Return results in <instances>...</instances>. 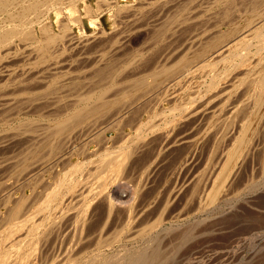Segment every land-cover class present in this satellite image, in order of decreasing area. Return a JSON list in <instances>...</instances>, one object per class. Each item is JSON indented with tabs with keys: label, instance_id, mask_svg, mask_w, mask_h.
Masks as SVG:
<instances>
[{
	"label": "rangeland",
	"instance_id": "rangeland-1",
	"mask_svg": "<svg viewBox=\"0 0 264 264\" xmlns=\"http://www.w3.org/2000/svg\"><path fill=\"white\" fill-rule=\"evenodd\" d=\"M98 0H87V4H89L91 7H94V9L97 7V6H99L98 4H99V1L97 2ZM113 1H116V2H114L113 3ZM149 1H152V3L151 2H148V0H112V2H111V0H110V2L111 3H108V5L105 3V6H107V8L109 9V11H111V12H109L108 11V9L107 8H105V6H104V8H103V10L101 11V13H100V22H101V26H102V28H103V31H106V32H108L109 34H110V32L112 31L111 29L113 28V26H116L117 25V27L118 28H120V32L122 31L123 32V30H124V33H121V35L120 36H122V34H125L126 36H127V38L128 39H124V37H126L125 35L122 37L123 39H119L120 38V36H119V44H120V49H121V53H119V51H117V49L119 50V45L117 44V41H116V43L115 44H113V43H111L110 42V44L109 43H105V44H103V45H101V47L100 46H98V47H100V49H101V51L103 50V47H105L106 46V44L108 45V46H106L105 48H104V53H103V51L102 52H100V49L98 48H96L97 50H99V51H97L94 47H92V45H89V46H86L87 48L85 49V48H82V49H79V48H75L74 47V41H75V39H77V38H79V40H81V39H84V38H80L82 35L84 36H89V37H92L93 35H96V29L94 28V26H92L90 23H89V20H88V18L86 17L87 16V12H84L83 10H81V12H80V14L82 15V19H81V21H82V26H83V32L82 33H80L79 31H77L78 29L76 28V26L74 25L73 26V37L75 38L74 40L72 39L71 40V42H73V45L71 44V42L70 43H68L67 41H70V38H68L67 37V40L65 39V38H63V40H61V41H63L62 43H61V46H62V44H63V47H64V49L63 48H61V46H60V44H55V45H53L52 47H51V49L49 50V52H51V56H50V58H48V59H46V60H44L43 62H41V63H36L35 62V60H34V58H36V53H34V50L33 49H30L31 47H32V45H29V43H25L24 41L23 42H21V40L19 41V39H16V40H14L13 42H11L10 44H8L7 46H5V47H3V49L2 50H0L1 51V53L3 54H1L0 55V107H3V106H5L8 102L10 103V100H11V102H13V103H11L10 105H9V111L8 112H6L3 116H2V120L0 121V133L1 132H3V136H1L2 137V141L4 140L5 142H3V143H5L6 145H7V143L10 141V143H8L9 145H5L4 144V146H3V143L2 144H0V158H1V156L2 157H4V159L6 160H4L3 158L0 160V164H1V162H2V160H4V162H2V164L3 163H5V162H7V164L5 163L4 164V169H3V172L5 171V168L6 167H8V166H10V167H12V164H13V169H15L14 171H12L11 170V168L9 169L13 174H11V172L8 170V168H6L9 172H7V173H3V172H1V174L2 175H0V182H1V185L2 186H5V185H7V186H9V188H10V190L12 189V187H14V186H16V185H18V186H16V187H14L15 188V191H14V189H12L11 191H12V193L14 192V194L15 195H17V193L19 194V192H20V190H24L25 191V193L26 194H28V201L26 202V204H25V206H27L28 205V207L30 206V205H33L34 203L35 204H37V203H39V201H37V199L39 198V200H41V196L43 195V190L47 187V186H49L51 183H53L54 181H55V178H58V176H59V178L61 177V176H63V171L66 169V165H68L69 163L70 164H72V163H76V162H78V161H80V162H82V163H84V164H82V166L79 168V172L77 171L76 173H73L72 175V178H76L77 179V177H81V178H79L80 180H78L79 182H78V184H81V185H79L78 186V184H77V189H76V191L75 192H73V193H76V194H74V195H76V196H74L73 195V193H72V195L70 194V193H65L64 195H61V197H59V198H57L55 201H53L49 206H47V211L46 212H39L38 210H34V211H36V212H33L32 213V215H31V217L36 221V222H40V221H44L43 222V224L45 225V226H47V222L48 221H46V220H44L45 218H43V216L45 215V216H48V215H52L53 217L55 216L56 217V219H58L59 218V216H63V215H65V216H67L66 217V219L68 220V223H67V228L64 230V229H62L61 230V232L60 231H57V232H59V233H57L56 234V230L54 231V229H57V227H55V226H53L52 227V231L53 232H55V234L53 235V236H50V235H52V233L53 232H51V234L50 235H48V237H47V239H48V242H49V244H51L52 242L51 241H53V246H52V244H51V246L52 247H54V250L56 249V246L58 245V247H59V245L61 246V248L60 249H57V252H56V250L55 251H53V254L56 256H58V254L60 253V255L59 256H61L62 255V252L65 250V247H66V249H69V248H67L68 247V245H69V247H71L72 246V244L74 245H76V243H77V239L78 238H82V236L84 237V236H89L90 237V240H92L91 242H92V244H90V246H89V248H88V250L86 251V256H84L85 254H83L82 256H83V258L82 257H80L81 259H79V263L77 262V264H83V263H85V264H87V263H89L90 262V260H94V257L100 252L101 253V255L103 256V257H106V258H108V260L111 258L112 259V257H114L115 259H113V260H115L114 262H117L116 260L117 259H124L123 260V263L124 264H126V263H128V261H129V259L131 258L132 260H134L135 259V257H137V260H142L143 261V264H264V139H262V141H261V139L259 140L260 141V146L258 145V142L256 143V138L259 136V138H260V135L259 134H256V137L254 136V138H255V140H254V143L253 144H257V145H251V146H249V153H247L248 154V156L246 157V159L247 160H245V170H244V172H243V170H242V176L244 177H242V176H240V174L238 175L239 177V179L238 180H236V181H238L237 183H234L230 188H229V192L227 193L226 192V194H225V197H224V194H222V195H220V197L214 202V203H212L211 205H207V206H202L201 208L199 207V208H193L194 206L193 205H196L197 206V202H194V200H191L190 202H188L187 204L188 205H186L187 207H185L186 209H184V207H182V204L181 203H178V201L176 202V200L175 201H173L172 202V204H171V202H167V203H169V205L167 204V203H165V201L166 200H164L166 197L164 196V195H162V194H164V190L167 188V187H163V185H164V183H165V181H167L168 179L170 180H172V178H170L171 176V172H172V170L174 169V163H171L172 162V160L174 161V157L176 156V155H178L179 153H178V151L180 150L179 149V147H175V146H172L173 144H171L172 143V141L173 140H175V139H179L177 136H176V134H178V132L180 131V128H181V131H180V133H179V135H180V137H182V138H180V139H183V138H185L186 137V129H187V127H186V129L184 130V126H186L185 125V122H182V124H181V122L178 124V126H176L177 124H175L174 126L172 125L170 128H169V126H168V124H167V119H169L168 117L166 118V119H164V121H165V127H168V128H166V130H169V132L167 133L166 131H165V133L167 134L165 137H161L160 136V138L162 139H159V137H158V139L160 140V142H161V144H163V145H161L160 143V145H161V147L163 146H165L164 144H166V147H164V149H162L161 148V150H159L160 152L158 153V151H157V149H156V147H157V145H159V144H157L155 141L153 142V140L151 141L152 143H154L155 144V146L153 145V144H151V143H149V146L150 147H155L154 149V151H146V149H145V152H144V150H142L141 152H140V150H138V152H137V156H138V158H137V156H135V164L133 163L132 164V170H130L131 171V174H134L135 172H133V171H135L137 168L139 169V174H138V171H137V173H135L134 174V176L136 175V177H138V178H136V177H133V175L131 176V177H133V181L131 182V180H129V183H128V185H131V183L133 184H135V183H138L139 182V184L140 183H145V181H149V180H151V182L149 181H147L146 182V184L148 183L149 185L148 186H146V187H148V189H146V187H144L143 188V190H144V192L142 193L141 191H140V189H142V187L141 186H143V184H140V186H138L139 187V191L141 192V193H138L137 195H136V198H134V200H135V202H134V200H133V203H132V206H134V207H132L133 209H129L130 210V212H126L124 209H121L122 211H121V213H120V216L122 215V218L119 216V221H118V223H117V225L115 226V229H112V230H110L109 232H108V234L106 233L105 235L104 234H102V237H101V239H100V241H99V243H96V239L98 238V235L96 234L97 233V230H90V228L89 229H87V228H85V229H83V231L82 232H80L81 231V229H80V227H79V229H77V227H74L75 225H73V223L74 224H77V223H75V221H74V219H75V216L78 214V212H79V207H80V199L81 198H83V196L84 195H86V191H87V193H88V185H87V183L84 181V179H85V177H86V172L88 173L90 170H91V168H92V163H88V159L89 158H93V156H94V154L96 153V152H98V150L96 151V148H97V146L100 144H102L103 143V140H102V142L100 141V138L99 139H97L96 141H94V139H92L91 137H89L88 135H90V134H87V131L90 129V128H92V127H88V126H91V124H92V121H91V119L93 120V118H91L89 121H88V123H87V121H86V123H87V126H86V128H89L88 130H84V136L83 135H80V136H78V138H74V139H72V140H74V141H70L71 142V146H72V148L74 149V151H73V153L70 155V157H69V161H66L65 163H58V165L56 164H52L51 165V162H50V159L51 158H49L48 156H47V154H48V152H49V149H48V147H45V146H43L42 144H44L43 142L44 141H46V139L48 138V136H49V131H50V129L49 128H51L52 127V125H53V123L56 121V119L58 118V113H59V110H60V108L62 107V108H64V109H62V110H60V112L61 111H64L65 110V108L67 109H70V108H72V106L73 105H79L80 103H78V102H80L79 100H78V95L81 93L82 95H85V93L87 92L88 93V91L90 92V90L91 89H93V90H91V92L92 91H94V92H96L97 91V93L99 94V92L100 91H102L101 89H103V91L100 93V94H103V92H104V95H106V96H110V95H113L114 94V89H116L117 90V88H118V90H122V89H125V88H128V87H131V85L133 86V84L132 83H134L135 84V82H137V80L138 81H140L141 79H143V78H147V79H150V75H152V73H154V72H156L157 70H161V69H163V68H165L164 67V65L167 67V66H169V65H167V64H169V62H171L170 64H172V60H170V59H172L173 58V56L174 57H177V56H175V55H178V54H180V55H178V57L177 58H174L173 59V61L175 62L181 55H184V54H186V52L187 51H185V52H182L181 53V51H184L185 50V46H186V43L185 42H187L188 40L187 39H189L190 37H192V33L194 32V35H195V33H199V36H200V38H202V39H205V40H207V38H212V36H213V32L215 33L216 32V30H218L219 29V31L220 30H222V31H220V33H223L225 36L227 35V36H230V33H233L232 32V30H235V28H237V30L239 29L240 31V35L238 34V36L236 37V39L234 38V40H232L230 43H228L227 44V46H229L230 45V47L227 49V50H225L224 52L225 53H223V54H221V55H218V57H213L212 58V55L211 56H207L208 57V59H206V60H208V61H210V63H213V61H214V67H217L218 68V71H222V72H224L225 71V66H228L229 64H234V67H233V70L231 71V73H236V74H238L239 76H241V77H243V81L241 82L242 83V85L240 86V88H239V86H238V90L239 91H237V90H235V91H237L238 92V94H237V92H236V94H237V96H236V94H234L235 96H236V100H237V104H238V107H239V110L241 111L242 110V112L244 111V109L246 108L245 107V104H243V103H241V100H243V98L241 97H239V94H240V96H241V94L242 93H244V91L243 90H245L246 89V87H245V85L249 82L248 81V78H249V80L250 79H252V77L255 75V73H254V71L256 72V67H257V65H258V62H259V60H260V58H259V60L257 59L258 57L257 56H259V54H258V48H256L257 47V45H258V41L257 40H253V42H252V44L249 46V47H246L245 46V44H246V42H248L249 40V38H250V40L253 38V36H252V34H251V32L253 33L254 31H255V29L257 28V29H260L259 31H264V15H262L261 16V18L258 20V19H256V20H250V22L248 23V24H246L247 22H248V19L250 18V7L252 8L253 6H255V7H257L258 8V6H259V8H263L264 7V0H234L233 1V3H232V0H177V2L175 1V0H149ZM173 1V2H172ZM175 1V2H174ZM179 1V2H178ZM262 1V2H261ZM95 2H97L98 4H94ZM101 2V1H100ZM239 2V3H238ZM257 2V3H256ZM260 2V3H259ZM102 4H100V6H102L103 7V5H104V2H101ZM114 5H113V4ZM117 3V4H116ZM139 3V4H138ZM149 3V4H148ZM174 3V4H173ZM200 3V4H199ZM235 4V6L237 7H235L234 5H231V4ZM237 3H238V5H237ZM262 3V4H261ZM109 4H110V7H109ZM112 4V5H111ZM126 4V5H125ZM134 4V5H133ZM230 4V5H229ZM250 4H253V5H250ZM81 6V4H79L78 3V6ZM97 5V6H96ZM119 6H122L121 8H119ZM151 6V7H150ZM180 6V7H179ZM183 6V7H182ZM232 6V7H231ZM67 5H65L63 8H62V13H63V16L61 17V15H60V17L58 18V20H57V23H55V20H54V18H53V14L50 12V13H48L47 15H46V17L45 18H43V22L45 21V19H46V21L48 20V22L50 23L49 25V28L53 31V32H55V33H57V31H60V29H61V23L60 22H58V21H62V19L65 21V19H69L70 17H69V14H68V12H66L67 11ZM150 7V8H149ZM169 9L170 11L169 12H166V14H165V16H162V18L160 19V17H159V20H158V16H156L157 14V12L159 11L158 9ZM163 7H165V8H163ZM221 7V8H220ZM114 8V9H113ZM232 8V9H231ZM112 9V10H111ZM116 9H119V10H116ZM120 9L122 10V11H120ZM124 9H125V11H124ZM147 9H149V10H147ZM156 9V10H155ZM180 9V10H179ZM218 9V10H217ZM228 9V10H227ZM238 9V10H237ZM249 9V10H248ZM115 10V11H114ZM178 10V11H177ZM203 10V11H202ZM225 11V13L227 12L228 14H225L224 13V15H225V17H224V15L222 14L223 12ZM227 10V11H226ZM230 10H232V11H230ZM235 10V11H234ZM242 10V11H241ZM108 11V12H107ZM163 11H165V10H163ZM168 11V10H167ZM240 11V12H239ZM243 11H245V12H243ZM102 12H103V14H102ZM120 12V13H119ZM134 14H133V13ZM138 12H140L139 14H138ZM149 12V13H148ZM229 12H232V13H229ZM235 12V13H234ZM61 13V14H62ZM107 13H109L110 15H108ZM117 13V14H116ZM133 14L134 16H136V18H133V16L131 15V14ZM148 13V14H147ZM151 13V14H150ZM207 13H208V15H207ZM237 13V14H236ZM196 14V15H195ZM219 16H218V15ZM244 14V15H243ZM264 14V13H263ZM65 15H66V17H65ZM70 15H72V13L70 14ZM73 15H75V13H73ZM85 15V16H84ZM120 15H121V18H120ZM194 15V16H193ZM227 15V16H226ZM231 15V16H230ZM108 16H110V17H112V19L110 18V17H108ZM118 16V17H117ZM127 16V17H126ZM130 16V19L128 18ZM142 16H144V17H142ZM177 16V17H176ZM206 16V17H205ZM218 16V17H217ZM236 16V17H235ZM239 16V17H238ZM240 16H241V18H240ZM244 18H243V17ZM64 17V18H63ZM67 17H69V18H67ZM86 17V18H85ZM132 17V18H131ZM137 17H138V20H136L137 19ZM141 17V18H140ZM150 17V18H149ZM153 17V18H152ZM157 17V18H156ZM193 17V18H192ZM205 17V18H204ZM229 17H230V19H229ZM232 17H234V18H232ZM249 17V18H248ZM127 18H128V21H127ZM147 18H149V20L147 19ZM151 18H152V20H151ZM166 18H167V20H166ZM209 18H211L213 21L214 20H216V21H214V22H212V20L211 19H209ZM214 18V19H213ZM219 18L220 19H222L221 21H219ZM228 18V19H227ZM158 20L157 22H159V23H157L155 20ZM163 19V20H162ZM189 19V20H188ZM193 19V20H192ZM197 19V20H196ZM218 19V20H217ZM224 19V20H223ZM232 19V20H231ZM234 19V20H233ZM239 19V20H238ZM244 19V20H243ZM247 19V20H246ZM54 20V21H53ZM117 20H118V23H117ZM123 20V21H127L126 22V24H125V26H127L126 28H122L121 27V21ZM133 20H136V21H134L135 22V25H133L134 24V22H132V25H131V21H133ZM193 22H192V21ZM231 20V21H230ZM238 20V21H237ZM109 21H111V22H109ZM114 21H115V23H116V25H114L115 23H114ZM122 21V23H125V22H123ZM130 21V22H129ZM151 21H152V23L154 24V26H153V24L151 23ZM154 21H155V23H154ZM176 21H178V22H176ZM217 21H218V23H217ZM232 22V23H230V22ZM88 22V23H87ZM129 22V23H128ZM146 22V23H145ZM150 22V23H149ZM192 22V23H191ZM234 22L236 23V25H232V24H234ZM237 22H238V25H237ZM55 23V24H54ZM58 23H60V24H58ZM140 23H142L141 24V26H139L140 25ZM190 23V24H189ZM198 23V24H197ZM212 23V24H211ZM137 24H139V25H137ZM149 24V25H148ZM156 24V25H155ZM176 24V25H175ZM215 24V25H214ZM217 24V25H216ZM231 25L230 27L228 26V25ZM245 24V25H244ZM124 24H122V26H123ZM130 25H131V27H130ZM215 26L216 28H214L213 29V27H211L210 28V26ZM248 25V26H247ZM253 25V26H252ZM38 26L39 25H34L33 26V28H34V31H38ZM56 26H57V28L59 29H56ZM60 26V27H59ZM92 26V27H91ZM124 26V27H125ZM129 26V27H128ZM136 26H137V29H136ZM144 26V27H143ZM184 26V27H183ZM188 26V27H187ZM190 26H191V28H190ZM218 26V27H217ZM232 26H233V29H232ZM236 26V27H235ZM91 27V28H90ZM148 27V28H147ZM35 28H37V29H35ZM123 30H122V29ZM130 28V29H129ZM153 28H155V29H153ZM162 28V29H161ZM165 28V29H164ZM205 28V29H204ZM231 28V29H230ZM128 29V30H127ZM148 29V31H146ZM200 29V30H199ZM227 29H230V30H227ZM256 29V30H257ZM93 30V31H92ZM128 32H127V31ZM155 32H154V31ZM227 30V31H226ZM92 31V32H91ZM218 31V32H219ZM258 31V30H257ZM105 32V33H106ZM119 32V33H120ZM126 32H127V34H126ZM141 32V33H140ZM158 32V33H157ZM175 32V33H174ZM192 32V33H191ZM212 32V33H211ZM227 32H229V35H228V33ZM256 32V31H255ZM128 33H129V35H128ZM137 33V34H136ZM203 33H206L205 35L206 36H204V34ZM220 33H218V35L220 34ZM246 33V34H245ZM248 33V34H247ZM76 34V35H75ZM82 34V35H81ZM88 34V35H87ZM153 34V35H152ZM203 34V35H202ZM251 34V35H250ZM106 35H108V34H106ZM248 35H250V36H248ZM82 36V37H83ZM84 36V37H85ZM130 36V37H129ZM135 36V37H134ZM170 36V37H169ZM186 36V37H185ZM202 36H204V37H202ZM248 36V37H247ZM141 37V38H140ZM189 37V38H188ZM246 37V38H245ZM87 38V37H86ZM240 38V39H239ZM245 38V39H244ZM117 39V40H118ZM174 39V40H173ZM201 39V40H202ZM125 40H127L128 42L126 43V41ZM186 40V41H185ZM205 40H203V41H205ZM239 40V43L237 42ZM245 40H247V41H245ZM19 41V42H18ZM122 42V43H121ZM17 43V44H16ZM20 43V44H19ZM24 43V44H23ZM237 43V44H236ZM15 44V45H14ZM68 44H69V46H68ZM235 44V45H234ZM15 47H14V46ZM22 47H21V46ZM57 45V47H55ZM59 45V46H58ZM72 45V46H71ZM111 45H112V47L114 46H117L116 47V50L114 51V52H116V53H114L113 52V49H112V47H111ZM28 47V48H25V47ZM30 46V47H29ZM103 46V47H102ZM124 46V47H123ZM177 46V47H176ZM182 47V49H181V47ZM219 46H221V44L219 45ZM19 47V48H18ZM54 47V48H53ZM111 47V48H110ZM24 48V49H23ZM73 48V49H72ZM93 48V49H92ZM107 48H109L108 50H107ZM237 48V49H236ZM9 49V50H8ZM15 49V51H13ZM83 49H84V51H83ZM110 49H112V50H110ZM177 49V51H176V53L174 54V52H175V50ZM184 49V50H183ZM7 50V51H6ZM12 50V51H11ZM30 50H31V53H30ZM54 50V51H53ZM61 50H63V51H61ZM66 50V51H65ZM6 51V52H5ZM27 51V52H26ZM59 51V52H58ZM61 51V52H60ZM93 51V52H92ZM95 51H97V52H95ZM105 51H106V53L108 54V56H109V58L110 57H112V58H107V57H105L106 55H105ZM109 51H111L110 53H108ZM171 51V52H170ZM230 51V52H229ZM241 51L243 52L244 51V53H242V54H238V53H241ZM10 52V53H9ZM12 52V53H11ZM16 53V54H13V53ZM25 52V53H24ZM57 52V53H56ZM118 52V53H117ZM123 52V53H122ZM5 53H7V54H5ZM18 53V54H17ZM22 53H24V55L26 56H24ZM55 53V54H54ZM124 53H125V55H124ZM172 53H173V56H171L172 55ZM188 53V52H187ZM11 54H13L12 56H11ZM30 54H32V55H30ZM34 54V55H33ZM64 54V55H63ZM79 54V55H78ZM99 54V55H98ZM111 54H117V55H111ZM162 54V55H161ZM167 55V54H171L170 55V57L167 55V56H165L164 58H165V61H167V62H165L164 63V59H163V55ZM7 55H8V57H7ZM21 55H23V57L21 56ZM29 55V56H28ZM55 55V56H54ZM58 55H61V56H59V58H58ZM63 55V56H62ZM70 55V56H69ZM73 55H75V56H73ZM105 55V56H104ZM119 55V56H118ZM120 55H122V56H120ZM124 55V56H123ZM27 56H28V58H27ZM32 56V57H31ZM54 56V57H53ZM93 56V57H92ZM115 56H116V58H118V60L115 58ZM161 56V57H160ZM10 57V58H9ZM34 57V58H33ZM69 57L71 58V59H69ZM79 57H81V58H79ZM95 57V58H94ZM100 57L102 58L101 59V61H100ZM105 57V58H104ZM114 57V58H113ZM139 57V58H138ZM158 57V58H157ZM166 57H169V58H166ZM206 57V58H207ZM244 57V58H243ZM260 57V56H259ZM21 58L23 59V60H21ZM31 58V59H30ZM54 58V59H53ZM104 58V59H103ZM162 58V60L163 61H161V62H159L160 61V59ZM211 58V59H210ZM10 59V60H9ZM30 59V60H29ZM33 59V60H32ZM69 59V60H68ZM73 59H76V61L75 60H73ZM107 59V60H106ZM129 59V60H128ZM135 59V60H134ZM140 59H141V61H140ZM168 59L170 60L169 62H168ZM217 59V60H216ZM242 59V60H241ZM250 59V60H249ZM26 60H28V62L26 61ZM57 60H60V62L59 61H57ZM73 60V61H72ZM78 60H80V61H78ZM91 60V61H90ZM105 60H106V62L109 60V61H111V62H107V64H104V62H105ZM133 60V61H132ZM137 60V61H136ZM158 60V61H157ZM240 60H241V62H240ZM249 60V61H248ZM255 60H257V61H255ZM263 61H264V57H263V59H262ZM72 61V62H71ZM90 63H89V62ZM92 61H93V63H92ZM97 61L99 62L100 61V64H98L97 63ZM218 61V62H217ZM234 61V62H233ZM32 62H35V63H32ZM76 62V63H75ZM79 62V64L77 65V63ZM88 62V63H87ZM103 62V64L101 65V63ZM105 62V63H106ZM118 62V63H117ZM128 62V63H127ZM135 63L134 65H138V68L136 67V69H132L133 71H129V70H131L130 69V66H131V68H133L134 66L133 65H130V63ZM144 62V63H143ZM247 62H248V64H247ZM256 62V63H255ZM15 63V64H14ZM44 63H46V64H44ZM48 63V64H47ZM51 65H50V64ZM110 63H112V64H110ZM131 63V64H132ZM161 65H160V64ZM249 63H251V66H253L252 68H251V66H249V68H248V65H249ZM254 63V64H253ZM17 64V65H16ZM54 64V65H53ZM55 64H56V67H55ZM68 64V65H67ZM113 64L115 65L114 67H116L115 69L113 68ZM118 64V65H117ZM227 64V65H226ZM243 64H244V66H243ZM253 64V65H252ZM4 65V66H3ZM6 65V66H5ZM9 65V66H8ZM41 65L43 66V67H41ZM77 65V66H76ZM85 65H86V67H85ZM89 65V66H88ZM97 65H98V68H99V66H101V68H97ZM106 66V68H105V66ZM141 65H143V66H141ZM161 67H160V66ZM199 65V64H198ZM197 65V66H198ZM13 66V67H12ZM27 66V67H26ZM51 66V67H50ZM80 66L81 67H83L84 69H82V68H80ZM96 68H95V67ZM127 66V67H126ZM20 67V68H19ZM45 67V68H44ZM75 67V68H74ZM9 68H10V71H8L9 70ZM29 68V69H28ZM32 68H33V70H32ZM36 68V69H35ZM40 68H41V70H40ZM44 68V69H43ZM53 68V69H52ZM62 68V69H61ZM78 68V69H77ZM80 68V69H79ZM94 68V69H93ZM112 68V69H111ZM125 68L127 69V71L125 70ZM139 68H141V69H139ZM238 68V69H237ZM246 68H248V69H246ZM17 69H19V70H17ZM46 69V70H45ZM50 69V70H53V71H55L56 73H58V74H56L55 72H52L51 73V71L49 72L48 70ZM55 69V70H54ZM76 69V70H75ZM92 71H91V70ZM98 69V70H97ZM121 69H122V71H121ZM154 69V70H153ZM246 69V70H245ZM37 70H38V73H37ZM80 70V71H79ZM100 70V71H99ZM114 70V71H113ZM116 70V71H115ZM142 70H144V71H142ZM2 71H6V73L5 72H2ZM24 71V72H23ZM48 71V72H47ZM89 71V72H88ZM98 72V73H95V72ZM124 71V73H122V75H121V73L120 72H123ZM125 71L126 72H128V73H125ZM135 71V72H134ZM240 71V72H239ZM248 71V72H247ZM88 72V73H87ZM100 72H101V74H103V75H101L100 74ZM105 72V73H104ZM112 72V73H111ZM115 72V73H114ZM130 72H132V73H130ZM135 74H134V73ZM243 72V73H242ZM14 75H13V74ZM33 73V74H32ZM44 73V74H43ZM48 73V74H47ZM55 73V74H54ZM81 73V74H80ZM94 73H95V75H98V76H95L94 75ZM107 73V74H106ZM120 73V74H119ZM138 73V74H137ZM250 73V74H249ZM26 74V75H25ZM31 74V75H30ZM73 74H75V75H73ZM87 76H86V75ZM125 74L126 75H130L129 76V78L127 77L126 79H127V81L128 82H126L125 80ZM134 75V77H133V75ZM137 74V75H136ZM247 74H249L248 76H247ZM42 75H43V77H42ZM63 75H65V76H63ZM117 75V76H116ZM132 75V76H131ZM250 75H252V76H250ZM9 76V77H8ZM26 76L28 77V78H26ZM41 76V77H40ZM46 76V77H45ZM49 76V77H48ZM73 76V77H72ZM89 76V77H88ZM106 76H108V77H106ZM110 76H111V79L113 80L111 83H109V81H111V79H110ZM145 76V77H144ZM148 76V77H147ZM182 76V75H181ZM181 76H179L180 78H181ZM247 76V77H246ZM3 77V78H2ZM16 77V78H15ZM36 77V78H35ZM65 77H66V79H65ZM68 77V78H67ZM80 77V78H79ZM84 77H85V79H84ZM91 77V78H90ZM98 79H97V78ZM104 77V78H103ZM105 77H106V81H105ZM118 77H120V78H118ZM131 77V78H130ZM133 77V78H132ZM251 77V78H250ZM1 78H2V80H1ZM10 80H9V79ZM19 78H20V80H19ZM34 78H35V80H34ZM88 78H90V80L88 79ZM102 78V79H101ZM246 78V79H245ZM7 79L9 80V82H7ZM59 79V80H58ZM77 79V80H76ZM83 79H84V81H83ZM97 79V80H96ZM103 80V81H101V80ZM108 79V80H107ZM123 79V80H122ZM135 79V80H134ZM140 79V80H139ZM12 80V81H11ZM19 81V82H16V85H15V81ZM34 80V81H33ZM57 80V81H56ZM67 80V81H66ZM76 80V81H75ZM85 80H87V81H85ZM90 82H89V81ZM100 82H99V81ZM117 80V81H116ZM131 80H133V82H131ZM208 80V79H207ZM30 81H31V83H30ZM44 83H43V82ZM51 81H53V82H51ZM58 81H60V82H58ZM77 81H79V82H77ZM93 81H95V83L93 82ZM98 81V82H97ZM125 81V82H124ZM245 81V83H243ZM61 82L62 83H64L63 84V86H62V84H61ZM71 82V83H70ZM76 82V83H75ZM84 82H86V83H84ZM92 82V83H91ZM104 82V83H103ZM115 82V83H114ZM8 83V84H7ZM18 83V84H17ZM52 83V84H51ZM73 83V84H72ZM75 83V84H74ZM96 83H98V84H96ZM106 83V84H105ZM122 83V84H121ZM131 83V84H130ZM12 84H13V86H12ZM36 84H37V86H36ZM41 84V85H40ZM77 84V85H76ZM80 84V85H79ZM94 84V87H92V85ZM111 86H110V85ZM130 84V85H129ZM5 85V86H4ZM47 87H46V86ZM51 85V87L49 88V86ZM58 85V86H57ZM65 85H66V87H65ZM79 85V86H78ZM85 85H87V86H85ZM127 85V86H126ZM248 85V84H247ZM16 86V87H15ZM20 86H22V87H20ZM26 86V87H25ZM41 86V87H40ZM55 86V87H54ZM57 86V87H56ZM78 86V87H77ZM82 86V87H81ZM86 88H84V87ZM89 86H90V88H89ZM110 86V87H109ZM114 86V87H113ZM3 87L6 89H3ZM14 87V88H13ZM34 87V88H33ZM39 87V88H38ZM54 87V88H53ZM60 87V88H59ZM63 87V88H62ZM69 87V88H68ZM120 87V88H119ZM122 87V88H121ZM125 87V88H124ZM13 88V90H11ZM20 88H22V89H20ZM49 90H48V89ZM57 89V91H56V89ZM77 88H79V89H77ZM90 90H89V89ZM108 88H111V89H108ZM244 88V89H243ZM17 89H19L18 91L19 92H16L17 91ZM34 89V90H33ZM39 89V90H38ZM56 93V95L57 96H55V93H53L52 92V90ZM60 89V90H59ZM67 89V90H66ZM100 89V90H99ZM187 88H185V89H178V90H176V88H175V91H178V98L177 99H179V98H183L185 95H189V93H190V89L188 88L187 90H186ZM4 90V93L2 92ZM14 90H15V92L16 93H14ZM22 90V91H21ZM28 90V91H27ZM32 90V91H31ZM44 90V91H43ZM50 92H48V91ZM86 90V91H85ZM106 90H110L109 91V93L106 91ZM117 90V91H118ZM155 90V89H154ZM154 90H151V92H152V94H154L155 92H156V90H155V92L153 93V91ZM184 90V91H183ZM9 91H12L13 93L11 94V92H10V94H9ZM24 91H26V92H24ZM31 91V92H30ZM72 91H74L75 92V94H74V92H72ZM106 91V92H105ZM116 91V92H117ZM171 90H169V92H170ZM187 91H189V92H187ZM7 92V93H6ZM40 92V93H39ZM41 92H45L44 94L42 93L41 94ZM64 92H65V94H64ZM83 92V93H82ZM85 92V93H84ZM112 92H113V94H112ZM168 92V93H169ZM68 95H67V94ZM71 95H70V94ZM108 93V94H107ZM150 93V92H149ZM146 94V95H144V97L143 98H147L146 100V103L148 102L149 103V105H151L152 103V99H155L156 98V100H157V97H155V95H152V94ZM4 96H3V95ZM8 94V95H7ZM50 94V95H49ZM54 94V96H52ZM58 94H59V96H58ZM60 94H62V96L60 95ZM98 94H94L95 96L96 95H98ZM191 94V93H190ZM232 94V92H231V95L230 94H228V95H230V97H231V99L233 100V95ZM32 95V96H31ZM36 95V97H34ZM39 95H41L42 97H40ZM49 95V96H48ZM65 95H66V98H65ZM69 95H70V97H69ZM75 95V97L73 98V97H71V96H74ZM82 95H80V96H82ZM148 95H150L151 97H149ZM228 95H227V97H226V95H222L223 97H220L219 99H218V101L221 99V98H227V100H231L230 99V97H228ZM233 95V96H232ZM243 95V94H242ZM8 96H9V98H8ZM30 96V97H29ZM44 96H46V98H44ZM68 96V97H67ZM40 99H39V98ZM51 97V98H50ZM54 97V98H53ZM56 97H58L57 99H56ZM62 97V98H61ZM76 97H77V99H76ZM153 97H155V98H153ZM12 98V99H11ZM21 99L20 101L22 102V100L23 101H25V105L23 104L24 102H20L19 101V99ZM37 98V99H36ZM64 98L67 100V101H65L64 100ZM71 98H73V99H71ZM152 98V99H151ZM164 98V99H163ZM166 96H161L160 97V99L158 98V102L156 101V100H153V101H155V102H153V105L156 103V105H151V106H149L148 104L147 105H142V104H146V103H144L145 102V100H144V102L143 103H141V105L142 106H147V108H148V110L152 107L153 109H155V107H156V110L157 109H159L160 108V106L161 107H164V105L167 107L169 104H168V102H165L166 101ZM50 99V100H49ZM70 99V100H69ZM150 99H151V101H150ZM8 100V101H7ZM27 100V101H26ZM35 100V101H34ZM37 100V101H36ZM45 100V101H44ZM48 100V101H47ZM53 100V101H52ZM164 100V101H163ZM221 100H223V99H221ZM220 100V101H221ZM226 100V102L228 103H230L231 101H227ZM18 101V102H17ZM31 101V102H30ZM51 101H52V103H51ZM57 101V102H56ZM62 101V102H61ZM78 101V102H77ZM141 101H143V99L141 98ZM161 101V102H160ZM219 101V104L221 103ZM240 101V102H239ZM244 101V100H243ZM14 102H16V103H14ZM30 102V103H29ZM39 102V103H38ZM61 102V103H60ZM70 102V103H69ZM75 102V103H74ZM92 102H97V100H95V99H93V100H90V101H88V105H93L94 103H92ZM176 102H178V101H176ZM175 102V103H176ZM223 102H224V100H223ZM222 102V103H223ZM8 103V104H9ZM29 105H28V104ZM35 103V104H34ZM57 103V105H59L60 106V108H59V106H55V104ZM63 103H65V104H63ZM69 103V104H68ZM151 103V104H150ZM227 103H223V104H221V105H218L219 106V109H218V117L217 116H215L214 117V119H212L211 121H212V125L215 123V125H213L216 129H219L223 134H224V132H225V134L224 135H227L228 134V132L231 130V128H237V126L241 123V117H242V113H240V111H237V112H235L233 115H234V118L236 119H234L233 118V115L232 114H230V115H228V114H226L224 111H219L220 110V107H222L223 105H226ZM243 104V105H240V104ZM2 104H4V105H2ZM14 104V105H13ZM15 104H17V106L18 107H16V105ZM20 104V105H19ZM39 104V105H38ZM63 104V105H62ZM71 104V105H70ZM157 104H160V105H158L157 106ZM24 107H23V106ZM38 105V107H36ZM43 105V106H42ZM49 107H48V106ZM65 105V106H64ZM70 105V106H69ZM12 106V108H10ZM23 107V108H21V107ZM69 106V107H68ZM141 106V107H142ZM27 109H26V108ZM30 107V110H28V108ZM40 107V108H39ZM150 107V108H149ZM240 107H242V108H244V109H241ZM20 108V109H19ZM24 108L26 109L25 111H23L24 110ZM47 108V109H46ZM3 108H0V112H3V110H2ZM152 109V110H153ZM14 110V111H13ZM16 110V111H15ZM28 110V111H27ZM39 110V111H38ZM44 110V111H43ZM51 110V111H50ZM58 110V111H57ZM151 110V109H150ZM29 111H31V112H29ZM38 111V112H37ZM49 111V112H48ZM55 111V112H54ZM115 111V110H114ZM114 111H112V112H114ZM17 112V113H16ZM57 112V113H56ZM239 112V113H238ZM14 113V114H13ZM16 113V114H15ZM20 113V114H19ZM45 113L47 114V113H50V114H47V117H46V115H45ZM62 113V112H61ZM223 113V114H222ZM12 114V115H11ZM53 114V115H52ZM57 114V115H56ZM109 114H111V112H109L108 113V115ZM153 113H151V112H149V111H147V113L146 112H143L141 115H140V120L142 121V122H144V123H150L151 124V122H152V125H156V124H158V126L160 127V128H163L164 127V125L162 124L163 123V121H162V119H161V117L159 118V116L157 117V115L156 114H153ZM1 115H2V113H1ZM52 115V116H51ZM108 115H105V117H104V115H101V117L100 116H98V118L99 119H103V121H104V118H106ZM227 115V116H226ZM5 116L7 117V118H5ZM14 116V117H13ZM103 116V117H102ZM156 116V117H155ZM228 116H229V119H226V118H228ZM239 116V117H238ZM13 117V118H12ZM36 117V118H35ZM136 117V116H135ZM170 117V116H169ZM217 117V118H216ZM230 117H232L231 118V120H230ZM12 118V119H11ZM94 118H97V117H94ZM157 118V119H156ZM218 119V121L216 120V119ZM243 118V117H242ZM1 119V118H0ZM6 119V120H5ZM11 119V120H10ZM31 119V120H30ZM150 119V120H149ZM155 119V120H154ZM160 119V120H159ZM221 119V120H220ZM224 119H225V121H224ZM4 120V121H3ZM34 122H33V121ZM208 120V119H207ZM223 120V121H222ZM235 120V121H234ZM28 121V122H27ZM42 123V124H40V122ZM91 121V124L90 125H88L89 124V122ZM101 121V120H100ZM124 121V120H123ZM122 121V122H123ZM228 121V122H227ZM232 121V122H231ZM20 122V123H19ZM21 122H23V123H21ZM125 122V121H124ZM133 122H135L136 123V119L133 121ZM231 122V123H230ZM234 122V123H233ZM239 122V123H238ZM260 122H263V124H264V115H263V117H262V120H260ZM47 125H45V124ZM126 123V122H125ZM134 123V124H135ZM221 123V124H220ZM228 123H230L229 125H228ZM236 123V124H235ZM33 124V125H32ZM118 124V123H117ZM117 124H115L116 126H118ZM130 124H133L132 123V121H131V123ZM134 124H133V126H134ZM166 124H167V126H166ZM261 124V123H260ZM29 125V127H27ZM42 125V126H41ZM51 127H50V126ZM113 126V128H108L107 129V131L106 132H104V135L106 136V137H108V135H109V137H111L112 136V138H113V143H111V140H109L108 138H106V139H104V145H112L113 146V144H114V146L113 147H118V145H122V142H121V139L120 138H118V136H117V132H118V130L119 129H117V128H119V127H116V126ZM120 125H122V124H120ZM19 127V128H17V127ZM34 126V127H33ZM38 126V127H37ZM128 126H129V128H130V126L132 127V125H125V126H123L122 127V129H123V131L124 132H127L126 134L128 135V136H130V137H132L133 135H134V127L133 128H128ZM177 127V128H174V127ZM183 126V127H182ZM213 126H210V129L209 128H207V131L206 132H209L208 130H211V134L209 135L208 133H207V140H209V139H211L210 141H207L206 142V150H205V152L207 151L208 152V149L209 148H211L212 146H214V144L216 145V144H218L217 146H215V147H212V148H215V150H216V153H218V155H223L224 153H223V150H224V152H225V150L228 148V143H226L227 142V137H226V139H225V141H224V138H223V135H221L222 136V138H221V136H219L220 135V131L218 130V131H212V129H211V127L213 128ZM16 127V128H15ZM27 127V128H26ZM47 127V128H46ZM164 127V128H165ZM23 129V131H22V129ZM33 128V129H32ZM116 128V129H115ZM160 128H159V130H160ZM172 128V129H171ZM221 128H223V129H221ZM228 129V131H227V129ZM9 129V130H8ZM25 129V130H24ZM47 129V130H46ZM115 129V130H114ZM2 130H4V131H2ZM21 130V131H20ZM28 130V131H27ZM42 130L45 132V133H43L42 132ZM156 129H154L153 130V132H154V136H156L157 135V132L159 131V130H156ZM171 130L173 131V133L171 132ZM214 130V129H213ZM9 131V132H8ZM20 133H19V132ZM116 132V134L115 133H113V132ZM182 131H183V133H182ZM186 131V132H185ZM34 132V133H33ZM109 132V133H108ZM163 132H164V130H163ZM173 134H171V133ZM175 132H176V134H175ZM213 132H216V133H218L216 136H217V140L219 139L218 137H220V139H223V141L222 140H214L215 139V137H213L215 134L213 133ZM4 133L5 134H8L7 136H4ZM14 133H15V135H14ZM22 133V134H21ZM26 133V134H25ZM29 133V134H28ZM82 133V134H83ZM155 133H156V135H155ZM170 133V134H169ZM185 133V134H184ZM210 133V132H209ZM221 133V134H222ZM11 134H12V136H11ZM16 134H17V136H16ZM19 134V135H18ZM41 134V135H40ZM45 134H48V136L47 135H45ZM107 134V135H106ZM116 136V141H115V143H114V136ZM133 134V135H132ZM184 135V137H183V135ZM27 135V136H26ZM150 135V134H149ZM171 135V136H170ZM176 137H175V136ZM258 135V136H257ZM13 136H15V138L13 137ZM24 136V137H23ZM29 136V137H28ZM35 136V137H34ZM47 136V137H46ZM162 136H164V135H162ZM169 137V138H166V137ZM208 136H212L211 138L210 137H208ZM83 138L84 139V141H81V140H83V139H81V138ZM89 137V140L88 139H86V138H88ZM126 137V136H125ZM175 139H174V138ZM3 138H5V139H3ZM33 138V139H32ZM80 138V139H79ZM214 138V139H213ZM6 139H7V141H8V139H10L8 142L6 141ZM39 139H41V141L39 140ZM78 139V140H80L81 141V144L79 143V142H77L76 140ZM158 139H157V141H158ZM166 139V140H165ZM171 139H172V141H171ZM22 140L24 141V142H22ZM31 140V141H30ZM44 140V141H43ZM88 140V141H87ZM99 140V141H98ZM165 140V141H164ZM212 140H214L216 143H212V142H214V141H212ZM1 141V142H2ZM19 141L21 142V143H19ZM55 141V140H54ZM52 141L51 142V144H52V148L54 147V150H56V146H57V141ZM87 141V142H86ZM110 141V142H109ZM129 141V140H128ZM170 141V142H169ZM212 141V142H211ZM221 142L222 141V143L219 145V143H217V142ZM229 141V140H228ZM16 142V143H15ZM30 142H32V143H29ZM82 142H84L83 144H82ZM94 142V143H93ZM95 142H99V143H97V144H95ZM101 142V143H100ZM120 142V143H119ZM163 142V143H162ZM167 142H168V144H167ZM208 142H210V144L212 145H210ZM13 143V144H12ZM79 143V144H78ZM118 143V144H117ZM208 143V144H207ZM225 143L227 144V147H226V145H225ZM19 144V145H18ZM41 145V148L39 147V145ZM49 144V143H48ZM15 145V146H14ZM24 147L23 149H21L22 147ZM32 145L34 146V147H32ZM56 145V146H55ZM75 145V146H74ZM82 145H83V147H85V148H83L82 147ZM85 145V146H84ZM100 145L98 146V148L100 147ZM138 145H139V143H138ZM160 145L158 146L159 148H160ZM171 145V146H170ZM225 145V146H224ZM6 146V147H5ZM12 146H14V147H11ZM29 146H31L32 148H33V150H32V148L31 147H29ZM83 148H81V147ZM103 145H101V147H102ZM170 148H169V147ZM222 146H224L222 149L220 148V147H222ZM259 146V147H258ZM263 146V147H262ZM4 147V148H3ZM10 147V148H9ZM19 147V149H21V151H25L24 153H23V155H22V152H20L19 151V149H18V152L20 153V154H18V152H14V151H17V150H15V149H17ZM80 147V148H79ZM101 147H100V150H101ZM153 147L152 148H149V149H147V150H153ZM157 147V148H158ZM169 149H171V150H168V148ZM172 147V148H171ZM175 149H174V148ZM251 147H257V150L256 149H254V148H252L251 149ZM47 148V149H46ZM77 148H78V150H77ZM95 150H94V149ZM97 148V149H98ZM166 148V149H165ZM211 148V149H212ZM31 149V150H30ZM82 149V150H81ZM174 149V151L172 152V150ZM221 149V150H220ZM250 149H251V153H250ZM45 150V151H44ZM95 151V152H93V151ZM99 150V151H100ZM163 150V151H162ZM176 150H178V151H176ZM220 150V152H218ZM258 151V152H256V151ZM31 151V152H30ZM167 151V152H166ZM169 151H170V153H169ZM176 151V152H175ZM181 151V150H180ZM179 151V152H180ZM221 151H222V153H221ZM3 152V153H2ZM155 152V153H154ZM253 152V153H252ZM7 153V154H6ZM10 154V156H12L11 158H10V156H9V154ZM14 155H13V154ZM17 153V154H16ZM45 153V154H44ZM148 153V154H147ZM151 153V154H150ZM164 153V154H163ZM169 153V154H168ZM176 153V154H175ZM3 154V155H2ZM31 154V155H30ZM42 154V155H41ZM74 154V155H73ZM146 154V155H145ZM167 154V155H166ZM207 154V153H206ZM261 154V155H260ZM7 155V156H6ZM17 155V156H16ZM21 156V157H19V156ZM141 155H143V156H141ZM153 155V156H152ZM171 155V156H170ZM9 156V157H8ZM41 156V157H40ZM167 158H166V157ZM6 157V158H5ZM10 158V159H8V158ZM30 157V158H29ZM89 157V158H88ZM44 158H46V159H44ZM141 158V159H140ZM149 159V161H148V159ZM22 159V160H21ZM25 159V160H24ZM44 159V160H43ZM49 159V160H48ZM83 159V160H82ZM151 159V160H150ZM156 159V160H155ZM166 159V160H165ZM170 159V160H169ZM10 162H9V161ZM30 160V163H28L27 161H29ZM45 160H48V166H46L47 164V162L45 161ZM148 161V164L146 163V161ZM152 160H155V162L153 163V170H154V172H152V173H150L151 175L150 176H152V178L150 179V178H148V179H144L143 180V176H146L145 174V172H147L148 170V168H149V163L152 161ZM14 161V162H13ZM38 161H42V163L41 162H38ZM85 161V162H84ZM19 162V163H18ZM35 162V163H34ZM46 162V163H45ZM87 162V163H86ZM21 163V164H20ZM24 163V165H25V163H26V165H25V167L26 168H29V164L33 167L34 166V164L36 165V163H37V168L39 169H37L36 168V170H38L37 171V173L36 174H34V175H31V173H30V177H31V179H29V180H31L30 182H31V184H30V182L28 181V178H27V180H25V181H23L22 180V178H21V176H20V174L23 172V171H21L20 170V172H19V170L17 169V167L19 168L20 167V169L21 168H23L24 166L22 165ZM43 163H45V164H43ZM50 163V164H49ZM162 163H164V164H162ZM168 163V164H167ZM28 164V165H27ZM41 164H43V166H45V167H43ZM66 164V165H65ZM92 164V165H91ZM152 164V163H151ZM170 164V165H169ZM171 164H172V166H171ZM6 165V166H5ZM21 165L23 166V167H21ZM39 165V166H38ZM51 165V166H50ZM63 165L64 166H66V167H63ZM89 167H88V166ZM144 165V166H143ZM15 166H17V167H15ZM35 166V167H36ZM41 166V167H40ZM142 166V167H141ZM148 166V167H147ZM166 166V167H165ZM58 167V169L56 170V168ZM87 167V168H86ZM139 167H141V169L139 168ZM147 167V168H146ZM165 167V168H164ZM41 168V169H40ZM89 168V169H88ZM130 168V169H131ZM157 168V169H156ZM16 169H17V171H16ZM45 169V170H44ZM86 169H88L89 171H87ZM133 169H135V170H133ZM54 170H56L55 172H54ZM63 170V171H62ZM169 170V171H168ZM252 170V171H251ZM145 171V172H144ZM161 171H162V173H161ZM164 171V172H163ZM6 172V171H5ZM33 172V171H32ZM49 172V173H48ZM144 172V173H143ZM8 173H10L11 175H9ZM20 173V174H19ZM40 173H41V175H40ZM143 173V174H142ZM164 173V175L162 176V174ZM169 173H170V175H169ZM245 173V174H244ZM248 173V174H247ZM4 174V175H3ZM7 176H6V175ZM16 174V175H15ZM19 174V175H18ZM75 174V175H74ZM85 174V176L83 177V175ZM141 174H142V177H141ZM159 176H158V175ZM166 174V175H165ZM184 174V171L183 172H181V175H183ZM18 175V176H17ZM37 175H39V176H37ZM48 175V176H47ZM51 175V176H50ZM61 175V176H60ZM157 175V176H156ZM3 176V177H2ZM9 176V177H8ZM14 176V177H13ZM17 176V177H16ZM19 176H20V179H18L19 178ZM33 176V177H32ZM35 176H37L36 178L37 179H34L35 178ZM45 176H47V177H45ZM56 176V177H55ZM155 176V177H154ZM5 177V178H4ZM13 177V178H12ZM29 177V178H30ZM40 177V178H39ZM140 177L142 178V179H140ZM169 177V178H168ZM240 177H242L243 179V181L240 179ZM246 177V178H245ZM4 178V179H3ZM7 178V179H6ZM12 178V179H11ZM15 178V179H14ZM32 178L34 179V181L32 180ZM146 178V177H145ZM162 178V179H161ZM3 179V180H2ZM9 179V180H8ZM18 179V180H17ZM52 179V180H51ZM75 179V180H76ZM132 179V178H131ZM154 179V180H153ZM11 180H15L16 182H17V184L16 183H13ZM20 180V181H19ZM39 180V181H38ZM83 180V181H82ZM138 180V181H137ZM139 180H143L144 182H140ZM158 180V182H156ZM163 180V181H162ZM169 180L166 182V185L168 186V184H169ZM171 180H170V182H171ZM248 180V181H247ZM10 181V185H9V182ZM14 181V182H15ZM22 181V182H21ZM36 181V182H35ZM38 181V182H37ZM136 181V182H135ZM235 181V182H236ZM242 181V182H241ZM5 182H7V183H5ZM20 182H21V185H20ZM23 182H25V183H23ZM32 182H34V183H32ZM48 184H47V183ZM85 182V184H83ZM131 182V183H130ZM3 183V184H2ZM12 183V184H11ZM27 183V184H26ZM157 183V184H156ZM162 183H163V185H162ZM16 184V185H15ZM159 184H161L162 185V187H160V185ZM245 184V185H244ZM0 185V186H1ZM23 185V186H22ZM26 185V186H25ZM83 185V186H82ZM87 185V186H86ZM166 185H164V186H166ZM238 185V186H237ZM12 186V187H11ZM19 186H22L21 188L19 187ZM25 186V187H24ZM27 186H28V188L29 189H27ZM126 185H123V187H121L120 188V190L121 189H123V191L125 192V188L128 190L129 189V187H125ZM155 186H158V187H156L157 188V190H158V194H153V192L156 190V189H154L153 187H155ZM240 186V187H239ZM243 186V187H242ZM24 187V188H23ZM83 187V188H82ZM84 187H86V188H84ZM150 187V188H149ZM237 187H238V189H237ZM0 188H2V187H0ZM16 188H18V189H16ZM19 188H20V190H19ZM81 188V190H79ZM43 189V190H42ZM87 189V190H86ZM153 189H154V191H153ZM230 189H231V191H230ZM237 189V190H236ZM18 190V191H17ZM84 190V192L82 193V191ZM86 190V191H85ZM145 190H147V191H145ZM152 190V191H151ZM156 190V191H157ZM236 190V191H235ZM29 193H28V192ZM80 191H81V195H80ZM234 191V192H233ZM146 192V194H144ZM149 192V193H148ZM151 192V193H150ZM231 192V193H230ZM35 193V194H34ZM79 193V194H78ZM85 193V194H84ZM32 194H34L35 196H33ZM38 194V195H37ZM67 194H69V195H67ZM142 194V196H140ZM32 195V196H31ZM37 195V196H36ZM139 195V196H138ZM152 195H153V197H152ZM227 195V196H226ZM67 196H68V198L69 199H66L67 198ZM73 196L76 198H74L75 200H72L73 199ZM163 196V197H162ZM223 196V197H222ZM32 199H31V198ZM38 197V198H37ZM78 197V198H77ZM138 197H141V199H142V201H144L145 199H148V200H154L155 199V202L157 203V202H159V201H161L162 202V207H164L163 205L165 204V209L163 210H159V208H158V210L156 209V210H154V212H148V213H146L145 215H146V217L144 218V220H142V221H140V222H138V223H135V224H137L136 226H135V224H134V222L131 224V221L134 219V214L135 213H133L135 210H136V208L135 207H137V205H139V202L141 201V199L140 198H138ZM148 197V198H147ZM149 197H151L152 199H149ZM159 197V198H158ZM161 197H162V200H160L161 199ZM30 198V199H29ZM64 198V199H63ZM80 198V199H79ZM61 199V203H60V201H58V200H60ZM66 199V200H65ZM139 199V200H138ZM63 200H65V201H63ZM68 200H70V201H68ZM72 200V201H71ZM82 200V199H81ZM29 201H30V205H29ZM37 203H36V202ZM67 201L68 202H70V203H68L67 204ZM76 201V202H75ZM77 201H79V202H77ZM138 201V202H137ZM41 202V201H40ZM192 202H194V204L192 205L191 203ZM1 203V202H0ZM56 203V204H55ZM58 203H59V205H58ZM64 203V204H63ZM65 203H66V205H65ZM136 203V204H135ZM176 203V204H175ZM63 204V205H62ZM135 204V205H134ZM142 204V202L140 203V205ZM171 204V205H170ZM168 205V206H167ZM178 205V206H177ZM175 206H177V207H179V208H175ZM56 207H57V209H56ZM138 207H140V206H138ZM137 207V208H138ZM159 207H160V205H159ZM180 208H182V210L180 209ZM189 208H192V209H190L189 210ZM3 208H2V206L0 207V210L1 211H3L2 210ZM68 209V210H67ZM195 209V210H194ZM53 210V212H51ZM54 210H56V211H54ZM186 212V213H183L184 211ZM78 211V212H77ZM157 211V212H156ZM164 211V212H163ZM175 211V212H174ZM64 212H65V214H64ZM68 212V213H67ZM77 212V213H76ZM165 214H163V213ZM101 213V210L100 211H98V212H96V214L97 215H99ZM130 215H129V214ZM150 213V214H149ZM152 213V214H151ZM160 213H162V214H160ZM181 213V214H180ZM61 214V215H60ZM74 214H76V215H74ZM95 214V215H96ZM147 214H149L150 216L149 217H147ZM153 214H154V217H153ZM180 214V215H179ZM59 215V216H58ZM155 215H156V217H155ZM163 215V216H162ZM168 215V216H167ZM186 215V216H185ZM124 216V217H123ZM129 216H130V220H131V218H132V220L131 221H129ZM131 216H133V217H131ZM159 216H160V218H159ZM95 217H97V216H95ZM70 218H71V220H70ZM128 218V219H127ZM158 218V219H157ZM41 219V220H40ZM120 219H122V220H120ZM151 220V221H150ZM157 220V221H156ZM127 221H129V222H127ZM155 223H154V222ZM144 222V223H143ZM170 222V223H169ZM129 224L131 225V227H129ZM140 224V225H139ZM151 225V228H150V225ZM139 225V226H138ZM76 226H79V225H76ZM125 226V227H124ZM132 226H134L133 228H132ZM144 226H146V228L144 227ZM255 226H257V228L255 227ZM263 226V227H262ZM73 227V228H72ZM122 227V228H121ZM124 227V228H123ZM140 227V228H139ZM253 227H255L256 229L254 230V228ZM51 228V226H48V228H47V230H49ZM71 228V229H70ZM74 228H76V229H74ZM119 228V229H118ZM132 228V229H131ZM251 228H253V229H251ZM46 229V228H45ZM72 229H73V231H72ZM140 229H143V230H140ZM149 229V230H148ZM151 229V230H150ZM258 229V230H257ZM87 230V231H86ZM88 230H90V231H88ZM121 232H120V231ZM137 232H136V231ZM63 231V232H62ZM93 231V235L91 234V232ZM139 231V232H138ZM70 232H72V233H70V235H69V233ZM85 232V233H84ZM119 232V233H118ZM110 233V234H109ZM118 233V234H117ZM122 233V234H121ZM59 234V235H58ZM86 234V235H85ZM89 234H91V235H89ZM116 234V235H115ZM143 234H145V235H143ZM57 235V236H56ZM79 235V236H78ZM97 235V236H96ZM113 235V236H112ZM134 235V236H133ZM60 236V237H59ZM115 236H117L116 238H115ZM129 236V237H128ZM94 237V238H93ZM95 237H96V239H95ZM54 238V239H53ZM60 238V239H59ZM68 238H69V240H68ZM108 238V239H107ZM111 238H113V240H111ZM52 239V240H51ZM70 239H72V240H70ZM115 239V240H114ZM152 239L154 240V241H152ZM56 240V241H55ZM68 240V241H67ZM77 240V241H76ZM149 240V241H148ZM151 240V241H150ZM54 241L56 242L55 243V245H54ZM75 241H76V243H75ZM113 241H114V243H113ZM57 242L59 243V244H57ZM90 242V243H91ZM108 242V243H107ZM95 243V244H94ZM105 245H104V244ZM111 243V244H110ZM122 243V244H121ZM97 244V245H96ZM101 244V245H100ZM103 244V245H102ZM107 244V245H106ZM151 244V245H150ZM74 245V246H75ZM74 246H72V247H74ZM108 246V247H107ZM117 246V247H116ZM123 246H125V247H123ZM107 247V248H106ZM114 247V248H113ZM158 247V248H157ZM123 248V249H122ZM128 248V249H127ZM102 249V250H101ZM63 250V251H62ZM133 250H135V251H133ZM60 251V252H59ZM89 251V252H88ZM140 251H143V252H140ZM145 251V252H144ZM113 253V255H112V253ZM136 252V253H135ZM106 253H107V256H106ZM131 253H133V255L135 254V257H133V255L131 254ZM140 254L141 253V255L139 256V258H138V254ZM149 253H151V254H149ZM104 254V255H103ZM118 254H120V255H118ZM126 254V255H125ZM155 254L157 255L156 257H155ZM95 255V256H94ZM100 255V254H99ZM110 255H112V256H110ZM125 255V256H124ZM137 255V256H136ZM57 256H56V258H57ZM88 256V257H87ZM98 256V255H97ZM110 256V257H109ZM117 256L119 257H121V258H117ZM126 256H129V257H126ZM132 256V257H131ZM143 256H144V259L146 258V256H148L147 257V259H145L146 261L144 262V259H143ZM152 256V257H151ZM52 256H48V257H45L44 259V263L45 264H62L63 262L62 261H60V260H58V259H60V258H58V259H56L55 257V259H52L51 258ZM86 257V258H85ZM141 257V258H140ZM117 258V259H116ZM129 258V259H128ZM150 258V259H149ZM152 258V259H151ZM159 258V259H158ZM87 259H90L89 260V262H88V260ZM149 259V260H148ZM158 259V260H157ZM83 260H84V262H83ZM128 260V261H127ZM127 261V262H126ZM61 262V263H60ZM109 262V264H116V263H114V262H112V260H109L108 261ZM108 262H107V264H108ZM112 262V263H111ZM126 262V263H125ZM131 263V261L129 262V264ZM139 264H142V262H140Z\"/></svg>",
	"mask_w": 264,
	"mask_h": 264
},
{
	"label": "bare ground",
	"instance_id": "bare-ground-1",
	"mask_svg": "<svg viewBox=\"0 0 264 264\" xmlns=\"http://www.w3.org/2000/svg\"><path fill=\"white\" fill-rule=\"evenodd\" d=\"M96 1V0H95ZM99 1V4L97 3ZM97 2H95L94 4H98L99 6H97L95 9H94V7H91L89 4H87V0H0V50H2L3 49V47H5V46H7L8 44H10L11 42H13L14 40H16V39H19V41L21 40V42H27V43H29V45H32V47L30 48V49H33L34 50V53H36V58H34V60H35V62L38 64V63H41V62H43L44 60H46V59H48V58H50V54H51V52H49V50L51 49V47L53 46V45H55V44H60V46H61V43L63 42V41H61V40H63V38H65L66 40H67V37L68 38H70V41H67L68 43H70L71 42V40L73 39H75L74 37H73V26L75 25L76 26V28L78 29L77 31H79L80 33H82L83 32V26H82V21H81V19H82V15L80 14V12H81V10H83L84 12H87V18H88V20H89V23L92 25V26H94V28L97 30L96 32V35H93L92 37H89V36H83L82 34V36L80 37V38H84V39H81V40H79V38H77V39H75V41H74V47L76 48H79V49H82V48H87L86 46H89V45H92V47H96L97 49L99 48L100 49V47H101V45H103V44H105V43H109L110 44V42L111 43H113V44H115L116 43V41H117V44L119 45V50L117 49V51H119V53H121L120 51H121V49H120V44H119V39L121 40V39H123L122 37L125 35V34H122V36H120L121 35V33H124V30L122 29V28H126L127 26H125V24H126V22L128 21V18L130 19V16L127 18V21H123V22H125V23H122V21H121V29L123 30V32L121 31L120 32V28H118L117 27V25H116V23H115V21H114V25H116V26H113V28L111 29L112 31L110 32V34L108 33V32H106V31H103V28H102V26H101V22H100V13H101V11L103 10V8H104V6H105V3L108 5V3H111L112 2V0H111V2H110V0H98ZM104 2V5H103V7L102 6H100V4H102L101 2ZM176 2H177V0H175ZM174 1V2H175ZM191 1V0H190ZM200 1V0H199ZM233 1L234 0H232V3H233ZM242 1V0H241ZM114 2H116V1H113V3ZM148 2H151L152 3V1H149L148 0ZM173 2V1H172ZM179 2V1H178ZM262 2V1H261ZM78 3L79 4H81V6L79 5L78 6ZM112 3V4H113ZM239 3V2H238ZM238 3H237V5H238ZM257 3V2H256ZM260 3V2H259ZM111 4V5H112ZM117 4V3H116ZM139 4V3H138ZM149 4V3H148ZM174 4V3H173ZM200 4V3H199ZM231 4V3H230ZM229 4V5H230ZM262 4V3H261ZM65 5H67V11L66 12H68V14L70 13H72V15H70L69 14V17H67V18H69V19H65V21L62 19V21L60 20V21H58V22H60V23H58V24H60L61 25V29H60V31H57V33H55V32H53L50 28H49V22H48V20L46 21V19H45V21L43 22L42 20H43V18H45L46 17V15L48 14V13H52L53 14V18H54V20H55V23H57V20H58V18L60 17V15H61V17L63 16V13L61 12L62 11V8L65 6ZM114 5V4H113ZM126 5V4H125ZM134 5V4H133ZM231 5H234L235 6V4H231ZM250 5H253V4H250ZM264 5V4H263ZM260 6V5H259ZM259 6H258V8L257 7H255V6H253L252 8L250 7V18L248 19V22L246 23V24H248L249 22H250V20L252 21V20H256V19H260L261 18V16L262 15H264L263 13H264V7L263 8H259ZM109 7H110V4H109ZM122 6H119V8H121ZM151 7V6H150ZM149 7V8H150ZM180 7V6H179ZM183 7V6H182ZM232 7V6H231ZM236 7V6H235ZM105 8H107V6H105ZM104 8V9H105ZM161 8V7H160ZM163 8H165V7H163ZM221 8V7H220ZM237 8V7H236ZM108 9V8H107ZM114 9V8H113ZM232 9V8H231ZM112 10V9H111ZM116 10H119V9H116ZM147 10H149V9H147ZM156 10V9H155ZM159 11L156 13L157 15L156 16H158V20H159V17H160V19L162 18V16H165V14H166V12H169L170 10L169 9H158ZM163 10H165V11H163ZM168 10V11H167ZM180 10V9H179ZM218 10V9H217ZM228 10V9H227ZM226 10V11H227ZM238 10V9H237ZM249 10V9H248ZM108 11H109V9H108ZM107 11V12H108ZM115 11V10H114ZM120 11H122L121 9H120ZM124 11H125V9H124ZM178 11V10H177ZM203 11V10H202ZM222 11V10H221ZM230 11H232V10H230ZM235 11V10H234ZM242 11V10H241ZM109 12H111V11H109ZM223 12V11H222ZM228 12V11H227ZM225 13V11L222 13L223 15H224V13L225 14H228V13ZM240 12V11H239ZM243 12H245V11H243ZM62 13V14H61ZM73 13H75V15H73ZM82 13V12H81ZM120 13V12H119ZM133 13V12H132ZM140 12H138V14H139ZM149 13V12H148ZM147 13V14H148ZM229 13H232V12H229ZM235 13V12H234ZM102 14H103V12H102ZM108 15H110L109 13H107ZM117 14V13H116ZM131 14V13H130ZM134 14V13H133ZM133 14H131L132 16H133V18H136V16H134ZM151 14V13H150ZM237 14V13H236ZM196 15V14H195ZM207 15H208V13H207ZM218 15V14H217ZM229 15V14H228ZM244 15V14H243ZM85 16V15H84ZM194 16V15H193ZM219 16V15H218ZM217 16V17H218ZM227 16V15H226ZM231 16V15H230ZM65 17H66V15H65ZM85 17V18H86ZM108 17H110V16H108ZM118 17V16H117ZM127 17V16H126ZM142 17H144V16H142ZM177 17V16H176ZM206 17V16H205ZM204 17V18H205ZM224 17H225V15H224ZM236 17V16H235ZM239 17V16H238ZM243 17V16H242ZM47 18V17H46ZM64 18V17H63ZM111 19H112V17H110ZM120 18H121V15H120ZM132 18V17H131ZM141 18V17H140ZM150 18V17H149ZM149 18H147L148 20H149ZM153 18V17H152ZM152 18H151V20H152ZM157 18V17H156ZM193 18V17H192ZM226 18V17H225ZM232 18H234V17H232ZM240 18H241V16H240ZM244 18V17H243ZM209 19H211V18H209ZM214 19V18H213ZM228 19V18H227ZM229 19H230V17H229ZM53 20V21H54ZM131 20V19H130ZM136 20H138V17H137V19ZM136 20H133V21H131V25H132V22H134V21H136ZM154 20V19H153ZM152 20V21H153ZM157 19L155 20L156 22L158 21ZM163 20V19H162ZM166 20H167V18H166ZM189 20V19H188ZM193 20V19H192ZM191 20V21H192ZM197 20V19H196ZM212 20V19H211ZM218 20V19H217ZM222 19H220L219 18V21H221ZM224 20V19H223ZM232 20V19H231ZM230 20V21H231ZM234 20V19H233ZM239 20V19H238ZM237 20V21H238ZM244 20V19H243ZM247 20V19H246ZM152 21H151V23H152ZM155 21H154V23H155ZM214 21H216V20H214ZM213 20H212V22H214ZM229 21V22H230ZM109 22H111V21H109ZM130 22V21H129ZM128 22V23H129ZM176 22H178V21H176ZM193 22V21H192ZM191 22V23H192ZM54 23V24H55ZM88 23V22H87ZM117 23H118V20H117ZM146 23V22H145ZM150 23V22H149ZM157 23H159V22H157ZM217 23H218V21H217ZM230 23H232V22H230ZM39 25L38 26V31L36 32V31H34V28H33V26L34 25ZM119 24V23H118ZM122 24H124L123 26H122ZM141 24L142 23H140V25L139 24H137V25H139V26H141ZM153 24V23H152ZM190 24V23H189ZM198 24V23H197ZM212 24V23H211ZM127 25V24H126ZM131 25H130V27H131ZM133 25H135V22H134V24ZM143 25V24H142ZM149 25V24H148ZM156 25V24H155ZM176 25V24H175ZM215 25V24H214ZM217 25V24H216ZM232 25H236V23L234 22V24H232ZM237 25H238V22H237ZM245 25V24H244ZM91 26V27H92ZM125 26V27H124ZM153 26H154V24H153ZM229 27L231 26L230 24L228 25ZM248 26V25H247ZM253 26V25H252ZM60 27V26H59ZM90 27V28H91ZM129 27V26H128ZM144 27V26H143ZM184 27V26H183ZM188 27V26H187ZM211 27H213V29L214 28H216L215 26H210V28ZM218 27V26H217ZM236 27V26H235ZM148 28V27H147ZM190 28H191V26H190ZM35 29H37V28H35ZM56 29H58L57 28V26H56ZM130 29V28H129ZM136 29H137V26H136ZM153 29H155V28H153ZM162 29V28H161ZM165 29V28H164ZM205 29V28H204ZM231 29V28H230ZM230 29H227V30H230ZM232 29H233V26H232ZM257 29V28H256ZM255 29V31L252 33L251 32V34H252V36H253V38L250 36V35H248V36H250L252 39L250 40V38L248 39L249 41L248 42H246V44H245V46L246 47H249L251 44H252V42H253V40H257L258 41V45H257V47L256 48H258V54H259V56H257L258 58V60H259V58H260V60H259V62H258V65H257V67H256V72L254 71V73H255V75L252 77V79H250L249 80V78H248V85L245 83V81L243 82V83H245L246 85H245V87H246V89L245 90H243L244 91V93H242L241 94V96H240V94H239V97L241 98H243V100H241V103H243V104H245V109L244 108H242V107H240L241 109H244V111L242 112V110L240 111L239 110V107H238V102H237V100H236V96H237V94H238V92L237 91H239L238 90V86L241 84L242 85V81L244 80L243 79V77H241V76H239L238 74H234V73H231V71L233 70V67H234V64H229L228 66H225V71L224 72H222V71H218V68L217 67H214L215 65V63H214V61H213V63H210V61H208V60H206V59H208V57L207 56H211L212 55V58L213 57H218V55H221V54H223V53H225L224 51L225 50H227L229 47H230V45L229 46H227V44L228 43H230L232 40H234V38L236 39V37L238 36V34L240 33L239 31V29L237 30V28H235V30H232V32L233 33H230V36H225L223 33H220V31H222V30H220L219 31V29L218 30H216V32L214 33H212L213 34V36H212V38H207V40H205V39H202V38H200V36H199V33H195V35H194V32L192 33V37H188L189 39H187L188 41L187 42H185L186 43V46H185V50L184 51H181V53L182 52H185V51H187L186 52V54H184V55H181L175 62L173 61V59L174 58H177L178 57V55H180V54H178V55H175V56H177V57H174L173 56V53H172V55L171 54H167L169 57H170V55L171 56H173V58L172 59H170V60H172V64H170L171 62H169L170 60L168 59V62H169V64H167V65H169V66H165L164 65V67L165 68H163V69H161V70H157L156 72H154V73H152V75H150L149 77H150V79H147L145 76V78H143V79H139L140 81H138L137 80V82H135V84L134 83H132L133 84V86L131 85V87H128V88H125V89H122V90H118V88H117V90L116 89H114V94H113V92H112V94L113 95H110V96H106V95H104V92H103V94H100L102 91H103V89H101L102 91H100L99 92V94L97 93V91L96 92H94V91H92L91 92V90H93V89H89L90 88V86H89V90H90V92L88 91V93L86 92H84L85 93V95H82L81 93L77 96L78 97V100L80 101V102H78V103H80L79 105H73L72 106V108H70V109H66L65 108V110L64 111H61L60 112V110H62V109H64V108H60V106L59 105H57V103L55 104V106L57 105V106H59V108H60V110H59V113H58V118L56 119V121L53 123V125H52V127L51 128H49L50 129V131H49V136H48V134H45V135H47L48 136V138L46 139V141H44L43 143L44 144H42L43 146H45V147H48V149H49V152H48V154H47V156L49 157V158H51L50 159V162H51V165L54 163L55 165L57 164L58 165V163L60 164V163H65L66 161H69L68 159H69V157H70V155L73 153V151H74V149L72 148V146L70 145L71 144V140L72 139H74L75 137L76 138H78V136H80V135H83L84 136V130L86 129V130H88L90 127H92V128H90L88 131H87V134H90V135H88L89 137H91L92 139H94V141H96L97 139H99L100 138V141L102 142V140H103V143H104V139H106V138H108L109 140H111V143H113L112 141H113V138H112V136L111 137H109V135H108V137H106L105 135H104V132H106L107 131V129L108 128H113V126L115 125V124H117L118 126H116V127H119V128H117V129H119L118 130V132H117V136H118V138H120L121 139V142H122V145L120 144V145H118V147L116 146V147H113L114 146V144H113V146L111 145H104L103 143L101 144V145H103L102 147H101V145H100V147H101V150H100V147L98 148V146H97V148H96V151L98 150V152H96L95 154H94V156H93V158H89L87 161H88V163H92L91 165H92V168H91V170L89 171L88 169H86L87 171H89L88 173L86 172V177H85V179H84V181L87 183V185H88V193H87V189L85 190L86 192V195H84L83 196V198H79L80 200V207H79V212H78V214L76 215V214H74V215H76L75 216V219H74V221H75V223H77V224H74L73 223V225H75L74 227H77V229H79V227H80V229H81V231L80 232H82L83 231V229H85V228H87V229H89L90 228V230H97V235H98V238L96 239V237H95V239H96V243H99V241H100V239H101V237H102V234H108V232L110 231V230H112V229H115V226L117 225V223H118V221H119V216H120V213H121V209H124L126 212H130V208L131 209H133L132 207H134V206H132V203H133V200H134V198H136V195L138 194V193H143L144 192V190H143V188L144 187H146V186H148L149 184L147 183L146 184V182L148 181H145V183H140V184H143V186H141L142 187V189H140V191H139V187L138 186H140V184H139V182L138 183H131L134 179H133V177H136V175L134 176V174L135 173H137V171H138V174H139V169L137 168L136 170L135 169H133V170H135V171H133V172H135L134 174H131V171L130 170H132V164L134 163L135 164V161L137 160H135V156H137V152H138V150H140V152L142 151V150H144V152H145V149H146V151H154L155 149V144L154 143H152L151 141L153 140V142L155 141L157 144H161V142H160V140L159 139H161L160 138V136L161 137H165L167 134L165 133V131L167 132H169V130H166V128H168V127H165V121H164V119H166L167 117L169 118V119H167V124H168V126H169V128L173 125H175V124H177L176 126H178V124L181 122V124H182V122H185V125L186 126H184V130L186 129V127H187V129H186V137L185 138H183V139H180V138H182V137H180V135H179V133H180V131H181V128H180V131L178 132V134H176V132H175V134H176V136L179 138V139H175L174 137V139L175 140H173L172 141V139H171V141H172V143L171 144H173L172 146H175V147H179V149L181 150H176V151H178V155H176L174 158V161L172 160V162L171 163H174V169L172 170V172H171V175H170V173H169V175L171 176L170 178H172V180H171V182H170V180H169V184H168V186L166 185V182L168 181H165V183H164V185H166V186H164L163 185V183H162V185H163V187H167L163 192H164V194H162V195H164L166 198L164 199V200H166L165 201V203H167L168 201L169 202H171V204H172V202L173 201H175L176 200V202L178 201V203H181L182 204V207H184V209H186L185 207H187L186 205H188L187 203L188 202H190L191 200H194V202H197V206L196 205H193L194 204V202H192L191 204L194 206L193 208H201L202 206L204 207V206H207V205H211L212 203H214L219 197H220V195H222V194H226V192L228 193L229 192V188L234 184V183H237L238 181H236V180H238L239 178V174L241 173L242 174V170H243V172H244V170H245V160H247L246 159V157L248 156V154L247 153H249L248 151H249V146H251V145H257V144H253L254 143V140H255V138H254V136L256 137V134H259L260 135V138H259V136L256 138V143L258 142V145L260 144V139L262 138V139H264V124H263V122H260V120H262V117H263V115H264V61L262 60L263 59V57H264V31L262 30V31H259L260 29H257L256 30ZM59 30V29H58ZM128 30V29H127ZM126 30V31H127ZM200 30V29H199ZM215 30V29H214ZM226 30V31H227ZM93 31V30H92ZM91 31V32H92ZM146 31H148V29L146 30ZM154 31V30H153ZM219 31V32H218ZM106 32V33H105ZM120 32V33H119ZM128 32V31H127ZM127 32H126V34H127ZM155 32V31H154ZM239 32V33H238ZM141 33V32H140ZM158 33V32H157ZM175 33V32H174ZM218 33H220L219 35H218ZM228 33V35H229V32H227ZM106 34H108V35H106ZM137 34V33H136ZM204 34V36H206L205 34L206 33H203ZM202 34V35H203ZM246 34V33H245ZM248 34V33H247ZM76 35V34H75ZM88 35V34H87ZM128 35H129V33H128ZM153 35V34H152ZM240 35V34H239ZM119 36H120V38H119ZM126 36V35H125ZM204 36H202V37H204ZM247 36V37H248ZM87 37V38H86ZM130 37V36H129ZM135 37V36H134ZM170 37V36H169ZM186 37V36H185ZM119 38V39H118ZM141 38V37H140ZM205 38V37H204ZM246 38V37H245ZM244 38V39H245ZM118 39V40H117ZM124 39H128L127 38V36L126 37H124ZM202 39V40H201ZM240 39V38H239ZM174 40V39H173ZM203 40H205V41H203ZM18 41V42H19ZM119 41V42H118ZM122 41V40H121ZM126 41V43L128 42L127 40H125ZM186 41V40H185ZM245 41H247V40H245ZM238 43H239V40L237 41ZM122 43V42H121ZM17 44V43H16ZM20 44V43H19ZM24 44V43H23ZM71 44L73 45V42H71ZM108 44V45H109ZM221 44V46H219ZM237 44V43H236ZM15 45V44H14ZM13 45V46H14ZM71 45V46H72ZM107 44H106V46H108ZM235 45V44H234ZM21 46V45H20ZM59 46V45H58ZM68 46H69V44H68ZM98 46H100V47H98ZM105 46V47H106ZM15 47V46H14ZM22 47V46H21ZM25 47V46H24ZM30 47V46H29ZM55 47H57V45L55 46ZM65 47V46H64ZM64 47H63V44H62V46H61V48H63L64 49ZM103 47V46H102ZM105 47H103V50H104V48ZM111 47H112V45H111ZM110 47V48H111ZM116 47L117 46H113L112 47V49H113V52L116 50ZM124 47V46H123ZM177 47V46H176ZM181 47V46H180ZM19 48V47H18ZM25 48H28V47H25ZM54 48V47H53ZM95 48V49H96ZM118 48V47H117ZM24 49V48H23ZM73 49V48H72ZM93 49V48H92ZM96 49V50H97ZM106 49V48H105ZM109 48H107V50H108ZM112 49H110V50H112ZM181 49H182V47H181ZM237 49V48H236ZM9 50V49H8ZM102 50V51H103ZM7 51V50H6ZM5 51V52H6ZM12 51V50H11ZM13 51H15V49L13 50ZM54 51V50H53ZM61 51H63V50H61ZM60 51V52H61ZM66 51V50H65ZM83 51H84V49H83ZM97 51H99V50H97ZM97 51H95V52H97ZM101 51V49H100V52H102ZM176 51H177V49L175 50V52H174V54L176 53ZM27 52V51H26ZM59 52V51H58ZM93 52V51H92ZM111 51H109L108 53H110ZM171 52V51H170ZM178 52V51H177ZM230 52V51H229ZM0 53H1V51H0ZM10 53V52H9ZM12 53V52H11ZM25 53V52H24ZM24 53H22L23 55H24ZM30 53H31V50H30ZM57 53V52H56ZM103 53H104V51H103ZM112 53V52H111ZM114 53H116V52H114ZM118 53V52H117ZM123 53V52H122ZM242 53H244V51L242 52L241 51V53H238L239 55L240 54H242ZM2 54V53H1ZM0 54V55H1ZM5 54H7V53H5ZM13 54H16L15 52L13 53ZM13 54H11V56L13 55ZM18 54V53H17ZM55 54V53H54ZM107 53H106V51H105V55H106ZM177 54V53H176ZM183 54V53H182ZM3 55V54H2ZM1 55V56H2ZM23 55H21L22 57H23ZM26 55V54H25ZM24 55V56H25ZM30 55H32V54H30ZM34 55V54H33ZM64 55V54H63ZM62 55V56H63ZM79 55V54H78ZM99 55V54H98ZM104 55V56H105ZM111 55H113V54H111ZM114 55H117V54H114ZM113 55V56H114ZM124 55H125V53H124ZM123 55V56H124ZM162 55V54H161ZM167 55H163V59H164V63L165 62H167V61H165V56H167ZM29 56V55H28ZM28 56H27V58H28ZM55 56V55H54ZM53 56V57H54ZM59 56H61V55H58V58H59ZM70 56V55H69ZM73 56H75V55H73ZM108 56V54L105 56V57H107ZM119 56V55H118ZM120 56H122V55H120ZM7 57H8V55H7ZM26 57V56H25ZM32 57V56H31ZM93 57V56H92ZM104 57V58H105ZM161 57V56H160ZM169 57H166V58H169ZM207 57V58H206ZM10 58V57H9ZM79 58H81V57H79ZM95 58V57H94ZM103 58V59H104ZM107 58H109V56L107 57ZM110 58H112V57H110ZM109 58V59H110ZM114 58V57H113ZM115 58H116V56H115ZM139 58V57H138ZM158 58V57H157ZM171 58V57H170ZM244 58V57H243ZM31 59V58H30ZM29 59V60H30ZM54 59V58H53ZM69 59H71L70 57H69ZM68 59V60H69ZM101 57H100V61H101ZM117 60H118V58H116ZM211 59V58H210ZM10 60V59H9ZM21 60H23L22 58H21ZM33 60V59H32ZM73 60H75L76 61V59H73ZM72 60V61H73ZM107 60V59H106ZM106 60H105V62H106ZM129 60V59H128ZM135 60V59H134ZM217 60V59H216ZM242 60V59H241ZM241 60H240V62H241ZM250 60V59H249ZM248 60V61H249ZM27 62H28V60H26ZM57 61H59L60 62V60H57ZM71 61V62H72ZM78 61H80V60H78ZM91 61V60H90ZM100 61L98 62L97 61V63L98 64H100ZM109 61V60H108ZM107 61V62H108ZM133 61V60H132ZM137 61V60H136ZM140 61H141V59H140ZM158 61V60H157ZM161 61H163L162 60V58L160 59V61L159 62H161ZM255 61H257V60H255ZM35 62H32V63H35ZM89 62V61H88ZM87 62V63H88ZM104 62V64H107V62L105 63ZM109 62H111V61H109ZM212 62V61H211ZM218 62V61H217ZM234 62V61H233ZM76 63V62H75ZM90 63V62H89ZM92 63H93V61H92ZM118 63V62H117ZM128 63V62H127ZM132 63V62H131ZM130 63V65H133L134 67L133 68H131V66H130V69L131 70H129V71H133L134 69H136V67L138 68V65L136 66V65H134L133 63L131 64ZM144 63V62H143ZM256 63V62H255ZM15 64V63H14ZM44 64H46V63H44ZM48 64V63H47ZM50 64V63H49ZM52 64V63H51ZM50 64V65H51ZM79 64V62L77 63V65ZM103 64V62L101 63V65ZM110 64H112V63H110ZM160 64V63H159ZM162 64V63H161ZM160 64V65H161ZM199 64V65H198ZM247 64H248V62H247ZM254 64V63H253ZM252 64V65H253ZM17 65V64H16ZM54 65V64H53ZM68 65V64H67ZM76 65V66H77ZM116 65V64H115ZM114 64H113V68L115 69L116 67H114L115 66ZM118 65V64H117ZM159 65V66H160ZM198 65V66H197ZM227 65V64H226ZM4 66V65H3ZM6 66V65H5ZM9 66V65H8ZM89 66V65H88ZM105 66V65H104ZM107 66V65H106ZM106 66H105V68H106ZM136 66V67H135ZM141 66H143V65H141ZM243 66H244V64H243ZM249 66H251V63H249V65H248V68H249ZM13 67V66H12ZM27 67V66H26ZM41 67H43L42 65H41ZM51 67V66H50ZM55 67H56V64H55ZM85 67H86V65H85ZM95 67V66H94ZM127 67V66H126ZM161 67V66H160ZM253 66H251V68H252ZM20 68V67H19ZM45 68V67H44ZM43 68V69H44ZM57 68V67H56ZM75 68V67H74ZM80 68H82V69H84L83 67H81L80 66ZM79 68V69H80ZM96 68V67H95ZM97 68H98V65H97ZM99 68H101V66H99ZM98 68V69H99ZM248 68H246V69H248ZM29 69V68H28ZM36 69V68H35ZM53 69V68H52ZM62 69V68H61ZM78 69V68H77ZM94 69V68H93ZM97 69V70H98ZM112 69V68H111ZM133 69V70H132ZM139 69H141V68H139ZM238 69V68H237ZM245 69V70H246ZM17 70H19V69H17ZM32 70H33V68H32ZM40 70H41V68H40ZM46 70V69H45ZM48 70V69H47ZM50 70V69H49ZM48 70V71H49ZM55 70V69H54ZM76 70V69H75ZM91 70V69H90ZM125 70L127 71V69L125 68ZM154 70V69H153ZM8 71H10V68H9V70ZM20 71V70H19ZM47 71V72H48ZM51 71V73L52 72H55V71H53V70H50ZM49 71V72H50ZM80 71V70H79ZM92 71V70H91ZM100 71V70H99ZM114 71V70H113ZM116 71V70H115ZM121 71H122V69H121ZM125 71V73H128V72H126ZM142 71H144V70H142ZM2 72H5L6 73V71H2ZM24 72V71H23ZM89 72V71H88ZM87 72V73H88ZM95 72V71H94ZM135 72V71H134ZM133 72V73H134ZM240 72V71H239ZM248 72V71H247ZM37 73H38V70H37ZM56 73V72H55ZM54 73V74H55ZM95 73H98V72H95ZM95 73H94V75H95ZM105 73V72H104ZM112 73V72H111ZM115 73V72H114ZM121 73V75H122V73H124V71L123 72H120ZM119 73V74H120ZM130 73H132V72H130ZM243 73V72H242ZM13 74V73H12ZM33 74V73H32ZM44 74V73H43ZM48 74V73H47ZM56 74H58V73H56ZM81 74V73H80ZM99 74V73H98ZM100 74H101V72H100ZM107 74V73H106ZM135 74V73H134ZM138 74V73H137ZM136 74V75H137ZM250 74V73H249ZM249 74H247V76L249 75ZM14 75V74H13ZM26 75V74H25ZM31 75V74H30ZM73 75H75V74H73ZM86 75V74H85ZM101 75H103V74H101ZM133 75V74H132ZM131 75V76H132ZM182 75V76H181ZM63 76H65V75H63ZM87 76V75H86ZM95 76H98V75H95ZM117 76V75H116ZM129 76L130 75H126L125 74V79L128 77L129 78ZM179 76H181V78L179 77ZM246 76V77H247ZM250 76H252V75H250ZM9 77V76H8ZM29 77V76H28ZM27 76H26V78H28ZM41 77V76H40ZM42 77H43V75H42ZM46 77V76H45ZM49 77V76H48ZM73 77V76H72ZM89 77V76H88ZM99 77V76H98ZM106 77H108V76H106ZM106 77H105V81H106ZM133 77H134V75H133ZM132 77V78H133ZM148 77V76H147ZM3 78V77H2ZM2 78H1V80H2ZM16 78V77H15ZM36 78V77H35ZM35 78H34V80H35ZM68 78V77H67ZM80 78V77H79ZM91 78V77H90ZM90 78H88L89 80H90ZM97 78V77H96ZM100 78V77H99ZM104 78V77H103ZM118 78H120V77H118ZM131 78V77H130ZM251 78V77H250ZM9 79V78H8ZM7 79V82H9V80ZM65 79H66V77H65ZM84 79H85V77H84ZM84 79H83V81H84ZM98 79V78H97ZM96 79V80H97ZM102 79V78H101ZM100 79V80H101ZM110 79H111V76H110ZM208 79V80H207ZM246 79V78H245ZM19 80H20V78H19ZM22 80V79H21ZM20 80V81H21ZM33 80V81H34ZM59 80V79H58ZM77 80V79H76ZM75 80V81H76ZM88 80V81H89ZM108 80V79H107ZM123 80V79H122ZM135 80V79H134ZM12 81V80H11ZM57 81V80H56ZM67 81V80H66ZM85 81H87V80H85ZM99 81V80H98ZM97 81V82H98ZM101 81H103V80H101ZM113 80L111 79V81H109V83H111ZM117 81V80H116ZM126 82H128L127 81V79L125 80ZM124 81V82H125ZM16 82H19L18 80L17 81H15V85H16ZM43 82V81H42ZM51 82H53V81H51ZM58 82H60V81H58ZM77 82H79V81H77ZM90 82V81H89ZM94 83H95V81H93ZM100 82V81H99ZM130 82V81H129ZM131 82H133V80H131ZM1 83V82H0ZM30 83H31V81H30ZM44 83V82H43ZM71 83V82H70ZM76 83V82H75ZM74 83V84H75ZM80 83V82H79ZM84 83H86V82H84ZM92 83V82H91ZM104 83V82H103ZM115 83V82H114ZM8 84V83H7ZM18 84V83H17ZM52 84V83H51ZM61 84H62V86H63V84L64 83H62L61 82ZM73 84V83H72ZM96 84H98V83H96ZM106 84V83H105ZM122 84V83H121ZM131 84V83H130ZM129 84V85H130ZM41 85V84H40ZM77 85V84H76ZM80 85V84H79ZM78 85V86H79ZM110 85V84H109ZM240 85V86H241ZM5 86V85H4ZM12 86H13V84H12ZM36 86H37V84H36ZM46 86V85H45ZM58 86V85H57ZM56 86V87H57ZM77 86V87H78ZM85 86H87V85H85ZM111 86V85H110ZM109 86V87H110ZM127 86V85H126ZM240 86H239V88H240ZM16 87V86H15ZM20 87H22V86H20ZM26 87V86H25ZM41 87V86H40ZM47 87V86H46ZM51 87V85L49 86V88ZM55 87V86H54ZM53 87V88H54ZM65 87H66V85H65ZM82 87V86H81ZM84 87V86H83ZM92 87H94V84L92 85ZM114 87V86H113ZM6 88V87H5ZM4 87H3V89H5ZM14 88V87H13ZM13 88L11 89V90H13ZM34 88V87H33ZM39 88V87H38ZM60 88V87H59ZM63 88V87H62ZM69 88V87H68ZM85 88V87H84ZM120 88V87H119ZM122 88V87H121ZM175 88H176V90H178V89H185V88H189L190 89V93H189V95L187 94V95H185L183 98H179V99H177L179 96H178V91H175ZM20 89H22V88H20ZM48 89V88H47ZM56 89V88H55ZM58 89V88H57ZM57 89H56V91H57ZM77 89H79V88H77ZM86 89V88H85ZM96 89V88H95ZM94 89V90H95ZM108 89H111V88H108ZM156 90V92H155V90ZM186 89V90H187ZM244 89V88H243ZM6 90V89H5ZM19 89H17V91L16 92H19L18 91ZM34 90V89H33ZM39 90V89H38ZM49 90V89H48ZM47 90V91H48ZM52 90V89H51ZM60 90V89H59ZM67 90V89H66ZM100 90V89H99ZM151 90H154L153 91V93L154 94H152V92H151ZM169 90H171L170 92H169ZM235 90H237V91H235ZM22 91V90H21ZM28 91V90H27ZM32 91V90H31ZM30 91V92H31ZM44 91V90H43ZM86 91V90H85ZM108 93H109V91L108 90H106ZM105 91V92H106ZM117 91V92H116ZM184 91V90H183ZM3 93H4V90L2 91ZM10 92H11V94L13 93L12 91H9V94H10ZM15 92V90H14V93H16ZM24 92H26V91H24ZM49 92V91H48ZM52 92L53 93H55L53 90H52ZM72 92H74V91H72ZM150 92V93H149ZM169 92V93H168ZM187 92H189V91H187ZM231 92H232V94L234 93V94H236V92H237V94H236V96L234 95H232L233 96V100L231 99V97H230V95H231ZM7 93V92H6ZM40 93V92H39ZM43 92H41V94H42ZM45 93V92H44ZM43 93V94H44ZM50 93V92H49ZM83 93V92H82ZM107 93V94H108ZM152 94V95H155V97H157V100H158V98L160 99V97L162 96H166L167 98H166V101L165 102H168V106L166 107L165 105H164V107H161L160 106V108L159 109H157L156 110V107H155V109H153L152 107L148 110V108H147V106H142V105H149V103L147 102L146 103V99L148 98H143L144 97V95H146V94ZM64 94H65V92H64ZM67 94V93H66ZM70 94V93H69ZM74 94H75V92H74ZM94 94H98V95H94ZM228 94H230V95H228ZM3 95V94H2ZM8 95V94H7ZM50 95V94H49ZM48 95V96H49ZM61 96H62V94H60ZM68 95V94H67ZM71 95V94H70ZM70 95H69V97H70ZM76 95V94H75ZM75 95L74 96H71V97H75ZM80 95H82V96H80ZM224 95H226V97H227V95H228V97H230V99L232 100H227V98H221V99H223L224 100V102L225 103H227L226 102V100L227 101H231L230 103L228 102L226 105H223L222 107H220V110L219 111H224L226 114H228V115H230V114H234L235 112H237V111H240V113H242V117H241V123L237 126V128H231V130L228 132V134L227 135H224L225 134V132H224V134L219 130V129H216L213 125H215V123L212 125V119H214V117L215 116H217L218 117V109H219V106L218 105H221V104H223L224 102H223V100H219L221 103L219 104V101H218V99L220 98V97H223ZM4 96V95H3ZM32 96V95H31ZM40 97H42L41 95H39ZM52 96H54V94L52 95ZM55 96H57L56 95V93H55ZM54 96V97H55ZM58 96H59V94H58ZM149 97H151L150 95H148ZM30 97V96H29ZM34 97H36V95L34 96ZM53 97V98H54ZM60 97V96H59ZM68 97V96H67ZM77 97H76V99H77ZM155 97H153V98H155ZM225 97V96H224ZM238 97V96H237ZM8 98H9V96H8ZM39 98V97H38ZM44 98H46V96H44ZM51 98V97H50ZM58 97H56V99H57ZM62 98V97H61ZM65 98H66V95H65ZM64 98V100L65 101H67L66 99ZM73 98H71V99H73ZM141 98L143 99V101H141ZM1 99V98H0ZM10 99V98H9ZM12 99V98H11ZM19 99V98H18ZM37 99V98H36ZM40 99V98H39ZM93 99H95V100H97V102H92V103H94L93 105H88V101H90V100H93ZM149 99V98H148ZM152 99V98H151ZM151 99H150V101H151ZM164 99V98H163ZM21 99H19V101H20ZM24 100V99H23ZM22 100V102H24L23 104L25 105V101H23ZM50 100V99H49ZM70 100V99H69ZM74 100V99H73ZM144 100H145V102H144ZM153 100H156V98L155 99H152V104L151 105H153V102H155V101H153ZM156 100V101H157ZM161 100V99H160ZM8 101V100H7ZM27 101V100H26ZM35 101V100H34ZM37 101V100H36ZM45 101V100H44ZM48 101V100H47ZM53 101V100H52ZM52 101H51V103H52ZM164 101V100H163ZM176 101H178V102H176ZM18 102V101H17ZM21 102V101H20ZM21 102V103H22ZM31 102V101H30ZM29 102V103H30ZM57 102V101H56ZM62 102V101H61ZM60 102V103H61ZM146 103V104H142L141 105V103ZM158 102V101H157ZM156 102V103H157ZM161 102V101H160ZM176 102V103H175ZM223 102V103H222ZM240 102V101H239ZM9 103V102H8ZM6 104L5 106H3V107H0V108H3L2 110H3V112H0V121L3 119L2 118V116L6 113V112H8L9 111V105L11 104V103H13V102H11V100H10V103L9 104ZM14 103H16V102H14ZM39 103V102H38ZM70 103V102H69ZM68 103V104H69ZM75 103V102H74ZM156 103L154 104V105H156ZM159 103V102H158ZM28 104V103H27ZM35 104V103H34ZM63 104H65V103H63ZM62 104V105H63ZM240 104V103H239ZM243 104H240V105H243ZM1 105V104H0ZM2 105H4V104H2ZM12 105V104H11ZM14 105V104H13ZM16 105V107H18L17 106V104H15ZM20 105V104H19ZM29 105V104H28ZM39 105V104H38ZM38 105L36 106V107H38ZM71 105V104H70ZM69 105V106H70ZM151 105H149V106H151ZM153 105V106H154ZM158 105H160V104H157V106ZM23 106V105H22ZM43 106V105H42ZM48 106V105H47ZM50 106V105H49ZM48 106V107H49ZM65 106V105H64ZM68 106V107H69ZM142 106V107H141ZM21 107V106H20ZM24 107V106H23ZM23 107H21V108H23ZM159 107V106H158ZM10 108H12V106L10 107ZM26 108V107H25ZM24 108V110L23 111H25L26 109ZM40 108V107H39ZM20 109V108H19ZM47 109V108H46ZM153 109V110H152ZM28 110H30V107L28 108ZM27 110V111H28ZM115 110V111H114ZM14 111V110H13ZM16 111V110H15ZM39 111V110H38ZM37 111V112H38ZM44 111V110H43ZM51 111V110H50ZM58 111V110H57ZM112 111H114V112H112ZM147 111H149V112H151V113H153V114H156L157 115V117L159 116V118L161 117V119H162V121H163V125H164V127L163 128H160L159 126H158V124H156V125H152V122H151V124L150 123H144V122H142L141 120H140V115L143 113V112H146L147 113ZM29 112H31V111H29ZM49 112V111H48ZM55 112V111H54ZM109 112H111V114H109L108 115V113ZM1 113H2V115H1ZM17 113V112H16ZM15 113V114H16ZM32 113V112H31ZM57 113V112H56ZM239 113V112H238ZM14 114V113H13ZM20 114V113H19ZM47 114H50V113H47ZM47 114L45 113V115H46V117H47ZM152 114V115H153ZM223 114V113H222ZM12 115V114H11ZM53 115V114H52ZM51 115V116H52ZM57 115V114H56ZM101 115H104V117H105V115H108L106 118H104V121H103V119L101 118V119H99L98 118V116H100L101 117ZM136 116V117H135ZM170 116V117H169ZM227 116V115H226ZM14 117V116H13ZM12 117V118H13ZM94 117H97V118H94ZM103 117V116H102ZM156 117V116H155ZM216 117V118H217ZM239 117V116H238ZM5 118H7L6 116H5ZM11 118V119H12ZM36 118V117H35ZM91 118H93V120L91 119ZM215 118V119H216ZM231 118L232 117H230V120H231ZM233 118H234V115H233ZM10 119V120H11ZM91 119V121H92V124H91V121L89 122V124L88 125H90L91 124V126H88L89 128H86V126H87V123H88V121ZM136 119V123L135 122H133L134 120ZM157 119V118H156ZM208 119V120H207ZM226 119H229V116H228V118H226ZM235 119V118H234ZM6 120V119H5ZM31 120V119H30ZM88 120V121H87ZM101 120V121H100ZM126 122H124V121ZM150 120V119H149ZM155 120V119H154ZM160 120V119H159ZM217 121H218V119H216ZM221 120V119H220ZM236 120V119H235ZM234 120V121H235ZM4 121V120H3ZM33 121V120H32ZM86 121H87V123H86ZM123 121V122H122ZM131 121H132V123L134 124V126H133V124H130L131 123ZM223 121V120H222ZM224 121H225V119H224ZM28 122V121H27ZM34 122V121H33ZM40 122V121H39ZM228 122V121H227ZM232 122V121H231ZM230 122V123H231ZM20 123V122H19ZM21 123H23V122H21ZM230 123H228V125L230 124ZM234 123V122H233ZM239 123V122H238ZM261 123V124H260ZM40 124H42L41 122H40ZM45 124V123H44ZM120 124H122V125H120ZM167 124H166V126H167ZM221 124V123H220ZM236 124V123H235ZM33 125V124H32ZM46 125V124H45ZM125 125H132V127L130 126V128H133L134 127V135L132 136V137H130V136H128L126 133L127 132H124L123 131V129H122V127L123 126H125ZM42 126V125H41ZM47 126V125H46ZM174 127V128H177V127ZM210 126H213V128L211 127V129H212V131H220L221 133H220V135L218 134V133H216V132H213L215 135L213 136V137H215V139L214 140H217V136L219 135V136H221V135H223V138H224V141H225V139H226V137H227V142L226 143H228V148L225 150V152H224V150H223V155H218V153H216V150H215V148H212V147H215V146H217L218 144H214V146H212L211 144H210V142H208L212 147V149L211 148H209L208 149V152L206 151L205 152V148H206V142L207 141H210L211 139H209V140H207V133L210 135L211 134V130H208L209 132H206L207 131V128H209L210 129ZM216 126V125H215ZM230 126V125H229ZM17 127V126H16ZM15 127V128H16ZM27 127H29V125L27 126ZM26 127V128H27ZM34 127V126H33ZM38 127V126H37ZM183 127V126H182ZM17 128H19V127H17ZM47 128V127H46ZM128 128H129V126H128ZM129 128V129H130ZM159 128H160V130H159ZM22 129V128H21ZM33 129V128H32ZM116 129V128H115ZM114 129V130H115ZM154 129H156V130H159L158 132H157V135H156V133H155V135L156 136H154V132H153V130ZM172 129V128H171ZM214 129V130H213ZM221 129H223V128H221ZM227 129V128H226ZM9 130V129H8ZM25 130V129H24ZM47 130V129H46ZM155 130V131H156ZM163 130H164V132H163ZM2 131H4V130H2ZM21 131V130H20ZM22 131H23V129H22ZM28 131V130H27ZM227 131H228V129H227ZM9 132V131H8ZM19 132V131H18ZM42 132L43 133H45L43 130H42ZM116 132L114 131L113 133H115L116 134ZM167 132V133H168ZM171 132L173 133V131L171 130ZM170 132V133H171ZM20 133V132H19ZM34 133V132H33ZM83 133V134H82ZM109 133V132H108ZM169 133V134H170ZM171 133V134H172ZM182 133H183V131H182ZM227 133V132H226ZM22 134V133H21ZM26 134V133H25ZM29 134V133H28ZM150 134V135H149ZM174 134V133H173ZM172 134V135H173ZM181 134V133H180ZM185 134V133H184ZM218 134V135H217ZM8 134H5L4 133V136H7ZM14 135H15V133H14ZM19 135V134H18ZM41 135V134H40ZM107 135V134H106ZM113 135V134H112ZM162 135H164V136H162ZM183 135V134H182ZM217 135V136H216ZM1 136H3V132H1L0 133V144H2L3 142H5L4 140L2 141V137ZM9 136V135H8ZM11 136H12V134H11ZM16 136H17V134H16ZM27 136V135H26ZM46 136V137H47ZM114 136V135H113ZM126 136V137H125ZM171 136V135H170ZM175 136V135H174ZM175 136V137H176ZM14 138H15V136H13ZM24 137V136H23ZM29 137V136H28ZM35 137V136H34ZM89 137L88 138H86V139H88L89 140ZM115 138H114V143H115V139H116V136H114ZM158 137H159V139H158ZM183 137H184V135H183ZM208 137H212V136H208ZM81 138V137H80ZM79 138V139H80ZM111 138V139H110ZM166 138H169L168 136L166 137ZM219 139L218 140H222L223 141V139H220V137H218ZM221 138H222V136H221ZM3 139H5V138H3ZM33 139V138H32ZM81 139H83V138H81ZM157 139H158V141H157ZM163 139V138H162ZM161 139V140H162ZM262 139H261V141H262ZM10 139H8V141H9ZM40 141H41V139H39ZM57 141V146H56V150H54V147L52 148V144H51V142L52 141ZM76 140V139H75ZM78 140V139H77ZM76 140V141H77ZM87 140V141H88ZM129 140V141H128ZM166 140V139H165ZM164 140V141H165ZM214 140H212V141H214ZM217 140V141H218ZM229 140V141H228ZM2 141V142H1ZM6 141H7V139H6ZM7 141V142H8ZM11 141V140H10ZM10 141L8 142V143H10ZM31 141V140H30ZM54 141V142H55ZM72 141H74V140H72ZM81 141H84V139L83 140H81ZM81 141L80 140H78L77 142H79L80 144H81ZM86 141V142H87ZM99 141V140H98ZM211 141V142H212ZM222 141L220 142H217V143H219V145L222 143ZM22 142H24L23 140H22ZM75 142V141H74ZM100 142V143H101ZM110 142V141H109ZM170 142V141H169ZM6 143V142H5ZM5 143H3V146H4V144ZM7 143V145H9ZM16 143V142H15ZM19 143H21L20 141H19ZM29 143V142H28ZM30 143H32V142H30ZM29 143V144H30ZM49 143V144H48ZM78 143V144H79ZM84 142H82V144H83ZM94 143V142H93ZM97 143H99V142H95V144H97ZM120 143V142H119ZM138 143H139V145H138ZM149 143H151V144H153L155 147H153V150H147V149H149V148H152V147H150L149 146ZM163 143V142H162ZM207 143V144H208ZM212 143H216L215 141L214 142H212ZM225 143V145H226V147H227V144ZM13 144V143H12ZM118 144V143H117ZM159 144V145H160ZM167 144H168V142H167ZM264 144V143H263ZM6 145V144H5ZM6 145V146H7ZM19 145V144H18ZM31 145V144H30ZM39 145V144H38ZM159 145H157V147L159 146ZM161 145H163V144H161ZM161 145H160V148L158 147H156V149H157V151H158V153L160 152L159 150H161V148L162 149H164V147H166V144H164L165 146L163 147H161ZM224 145V146H225ZM5 146V147H6ZM15 146V145H14ZM14 146H12V147H14ZM21 146V145H20ZM75 146V145H74ZM85 146V145H84ZM171 146V145H170ZM224 146H222V147H220L221 149L224 147ZM260 146V145H259ZM258 146V147H259ZM11 147V146H10ZM9 147V148H10ZM11 147V148H12ZM22 147V146H21ZM25 147V146H24ZM24 147H22L21 149H23ZM29 147H31V146H29ZM32 147H34L33 145H32ZM31 147V148H32ZM39 147L41 148V145H39ZM81 147V146H80ZM79 147V148H80ZM82 147H83V145H82ZM81 147V148H82ZM169 147V146H168ZM167 147V148H168ZM263 147V146H262ZM4 148V147H3ZM83 148H85V147H83ZM82 148V149H83ZM170 148V147H169ZM168 148V150H171V149H169ZM172 148V147H171ZM174 148V147H173ZM225 148V147H224ZM252 148H254V147H251V149ZM18 149H19V147L17 148V149H15V150H17V151H14V152H18ZM21 149H19V151L20 152H22V155H23V153L25 152H23V151H21ZM25 149V148H24ZM47 149V148H46ZM81 149V150H82ZM94 149V148H93ZM166 149V148H165ZM175 149V148H174ZM174 149L172 150V152L174 151ZM220 149V150H221ZM251 149H250V153H251ZM254 149H256L257 150V147H255ZM31 150V149H30ZM32 150H33V148H32ZM77 150H78V148H77ZM95 150V149H94ZM100 150V151H99ZM220 150L218 151V152H220ZM255 150V151H256ZM1 151V150H0ZM34 151V150H33ZM45 151V150H44ZM93 151V150H92ZM163 151V150H162ZM175 151V152H176ZM31 152V151H30ZM93 152H95V151H93ZM167 152V151H166ZM256 152H258V151H256ZM3 153V152H2ZM26 153V152H25ZM139 153V152H138ZM155 153V152H154ZM169 153H170V151H169ZM168 153V154H169ZM207 153V154H206ZM221 153H222V151H221ZM253 153V152H252ZM7 154V153H6ZM9 154V153H8ZM13 154V153H12ZM17 154V153H16ZM18 154H20L19 152H18ZM45 154V153H44ZM148 154V153H147ZM151 154V153H150ZM164 154V153H163ZM176 154V153H175ZM3 155V154H2ZM14 155V154H13ZM31 155V154H30ZM42 155V154H41ZM74 155V154H73ZM146 155V154H145ZM167 155V154H166ZM261 155V154H260ZM7 156V155H6ZM9 156H10V154H9ZM8 156V157H9ZM17 156V155H16ZM19 156V155H18ZM141 156H143V155H141ZM153 156V155H152ZM171 156V155H170ZM7 157V158H8ZM12 156H10V158H11ZM19 157H21V156H19ZM41 157V156H40ZM166 157V156H165ZM4 159V157H2L1 156V158H0V160L1 159ZM6 158V157H5ZM10 158H8V159H10ZM30 158V157H29ZM137 158H138V156H137ZM167 158V157H166ZM44 159H46V158H44ZM43 159V160H44ZM141 159V158H140ZM148 159V158H147ZM5 160V159H4ZM4 160H2V162H4ZM22 160V159H21ZM25 160V159H24ZM49 160V159H48ZM48 160H45L46 162V166H48ZM83 160V159H82ZM151 160V159H150ZM156 160V159H155ZM155 160H152L150 163H149V168L147 169L148 171L147 172H145L146 174V176H143V180L145 179H148V178H152V176H150L151 174L150 173H152V172H154V170H153V163L155 162ZM166 160V159H165ZM170 160V159H169ZM6 161V160H5ZM9 161V160H8ZM146 161V160H145ZM148 161H149V159H148ZM148 161H146V163L148 164ZM2 162H1V164H0V175H2L1 174V172H3V169H4V164L6 163L7 164V162H5V163H3L2 164ZM10 162V161H9ZM14 162V161H13ZM28 163H30V160L29 161H27ZM38 162H41L42 163V161H38ZM85 162V161H84ZM19 163V162H18ZM35 163V162H34ZM45 163H43V164H45ZM87 163V162H86ZM152 163V164H151ZM21 164V163H20ZM43 164H41L42 166H43ZM50 164V163H49ZM82 164H84V163H82V162H80V161H78V162H74V163H72V164H68V165H66V166H64L63 165V167H66V169L63 171V176H61L60 178H59V176H58V178H55V181L53 182V183H51L49 186H47L44 190H43V195L41 196V200H39V198L37 199V201H39V203H37L36 201V203L37 204H33V205H30V201H29V207H28V205L27 206H25V204H26V202L28 201L27 199H28V194H26L25 193V191L24 190H20V188L23 186H19L20 188H19V190H20V192H19V194L17 193V195H15L14 194V192L12 193V189H14V191H15V188L14 187H16V186H18V185H16L17 184V182L15 181H13V180H11L13 183H16L15 185L16 186H14V187H12V191L10 190V188H9V186H7V185H5V186H2L1 185V182H0V187H2V188H0V207L2 206V208L4 209H2L3 211H1L0 210V264H45L44 263V258L45 257H50V256H52L51 258L52 259H55L56 258V256L53 254V251H55L56 250V252H57V249H60L61 248V246L59 245V247H58V245L56 246V249L54 250V247H52L53 246V241H51L52 243V246H51V244H49V242H48V239H47V237H48V235H50L51 234V232H53L52 231V227L53 226H55V227H57V229H54V231L56 232V234L57 233H59V232H57V231H60L61 232V230L62 229H66L67 228V223H68V220L66 219V217L67 216H65V215H63V216H59V218L58 219H56V217L54 216H52V215H48V216H43V218H45L44 220H46V221H48L46 224H47V226H45L44 224H43V222L42 221H40V222H36L32 217H31V215H32V213L33 212H36V211H34V210H38L39 212H46L48 209H47V206H49L53 201H55L57 198H59V197H61V195H64L65 193H70L71 195H72V193L73 192H75L76 191V187H77V184H78V180H80L79 178H81L80 176L79 177H77V179L75 180L74 178H72V174L73 173H76L78 170H79V168L82 166ZM162 164H164V163H162ZM168 164V163H167ZM3 165V166H2ZM24 167H23V166ZM21 165V167H23V168H21L20 169V167L18 168L17 166H15V167H17V169L19 170V172H20V170L21 171H23L21 174H20V176H21V178H22V180L23 181H25V180H27V178H28V181L30 182L31 180H29V179H31V177H30V173H31V175H34V174H36L37 173V171L39 170L38 168H37V163H36V165L34 164V166L32 167L30 164H29V168H26L25 167V165H26V163H25V165H24V163ZM28 165V164H27ZM50 165V166H51ZM170 165V164H169ZM6 166V165H5ZM36 166V167H35ZM39 166V165H38ZM88 166V165H87ZM144 166V165H143ZM171 166H172V164H171ZM41 167V166H40ZM43 167H45V166H43ZM89 167V166H88ZM142 167V166H141ZM141 167H139L140 169H141ZM148 167V166H147ZM146 167V168H147ZM166 167V166H165ZM164 167V168H165ZM173 167V166H172ZM6 168H8V170L11 168V170L12 171H14L15 169H13L14 167H13V164H12V167H10V166H8V167H6ZM5 168V171L3 172V173H7V172H9L7 169ZM36 168L38 169V170H36ZM46 168V167H45ZM87 168V167H86ZM131 168V169H130ZM17 169H16V171H17ZM41 169V168H40ZM58 169V167L56 168V170ZM81 169V168H80ZM157 169V168H156ZM264 169V168H263ZM45 170V169H44ZM56 170H54V172L56 171ZM33 171V172H32ZM169 171V170H168ZM184 171V174L183 175H181V172H183ZM246 171V170H245ZM252 171V170H251ZM11 172V171H10ZM79 172V171H78ZM143 172V173H144ZM164 172V171H163ZM49 173V172H48ZM142 173V174H143ZM155 173V172H154ZM161 173H162V171H161ZM9 175H11V174H13L12 172H11V174L10 173H8ZM18 174V175H19ZM142 174H141V177H142ZM153 174V173H152ZM240 174V176H242ZM245 174V173H244ZM248 174V173H247ZM4 175V174H3ZM6 175V174H5ZM14 175V174H13ZM16 175V174H15ZM17 175V176H18ZM40 175H41V173H40ZM75 175V174H74ZM133 175V177H131ZM158 175V174H157ZM156 175V176H157ZM160 175V174H159ZM158 175V176H159ZM164 175V173L162 174V176ZM166 175V174H165ZM7 176V175H6ZM16 176V177H17ZM20 176H19V178L18 179H20ZM37 176H39V175H37ZM37 176H35V178L34 179H37L38 177ZM48 176V175H47ZM47 176H45V177H47ZM51 176V175H50ZM85 176V174L83 175V177ZM161 176V175H160ZM3 177V176H2ZM9 177V176H8ZM14 177V176H13ZM12 177V178H13ZM30 177V178H29ZM33 177V176H32ZM37 177V178H36ZM56 177V176H55ZM140 177V179H142ZM146 177V178H145ZM155 177V176H154ZM243 177V176H242ZM242 177H240V179L242 180L243 178ZM5 178V177H4ZM3 178V179H4ZM11 178V179H12ZM40 178V177H39ZM132 178V179H131ZM136 178H138V177H136ZM150 178V179H151ZM169 178V177H168ZM246 178V177H245ZM2 179V180H3ZM7 179V178H6ZM15 179V178H14ZM17 179V180H18ZM34 179L32 178V180L34 181ZM162 179V178H161ZM9 180V179H8ZM21 180V179H20ZM19 180V181H20ZM52 180V179H51ZM129 180H131V185H128V183H129ZM143 180H139L140 182H144ZM154 180V179H153ZM39 181V180H38ZM37 181V182H38ZM83 181V180H82ZM138 181V180H137ZM150 182H151V180H149ZM148 181V182H149ZM163 181V180H162ZM236 181V182H235ZM243 181V180H242ZM241 181V182H242ZM248 181V180H247ZM22 182V181H21ZM21 182H20V185H21ZM36 182V181H35ZM85 182L83 183V184H85ZM134 182V181H133ZM136 182V181H135ZM156 182H158V180L156 181ZM244 182V181H243ZM5 183H7V182H5ZM9 183V185H10V181L8 182ZM23 183H25V182H23ZM32 183H34V182H32ZM47 183V182H46ZM3 184V183H2ZM12 184V183H11ZM27 184V183H26ZM30 184H31V182H30ZM48 184V183H47ZM157 184V183H156ZM79 185H81V184H78V186ZM86 185V186H87ZM123 185H126L127 187H129V189L127 190L126 188L124 189L125 190V192L123 191V189H121L120 190V188L121 187H123ZM160 185V187H162V185L161 184H159ZM245 185V184H244ZM26 186V185H25ZM24 186V187H25ZM83 186V185H82ZM125 186V187H126ZM234 186V185H233ZM238 186V185H237ZM23 187V188H24ZM156 187H158V186H155V187H153L154 189H156L157 190V188ZM240 187V186H239ZM243 187V186H242ZM83 188V187H82ZM84 188H86V187H84ZM150 188V187H149ZM16 189H18V188H16ZM27 189H29L28 188V186H27ZM146 189H148V187H146ZM154 189H153V191H154ZM237 189H238V187H237ZM236 189V190H237ZM79 190H81V188L79 189ZM154 191L153 192V194L155 193V194H158L159 192H158V190L157 191ZM235 190V191H236ZM18 191V190H17ZM145 191H147V190H145ZM152 191V190H151ZM230 191H231V189H230ZM28 192V191H27ZM84 192V190L82 191V193ZM234 192V191H233ZM29 193V192H28ZM81 193V191H80V195L82 194ZM84 193V194H85ZM149 193V192H148ZM151 193V192H150ZM231 193V192H230ZM35 194V193H34ZM34 194H32L33 196H35ZM74 194H76V193H73V195ZM79 194V193H78ZM144 194H146V192L144 193ZM154 194V195H155ZM225 194H224V197H225ZM31 195V196H32ZM38 195V194H37ZM36 195V196H37ZM67 195H69V194H67ZM74 196H76V195H74ZM73 196V199L72 200H75L76 198ZM139 196V195H138ZM140 196H142V194L140 195ZM144 196V195H143ZM142 196V197H143ZM227 196V195H226ZM152 197H153V195H152ZM163 197V196H162ZM162 197H161V199L160 200H162ZM223 197V196H222ZM31 198V197H30ZM29 198V199H30ZM70 198V197H69ZM68 198V196H67V198L66 199H69ZM75 198V199H74ZM78 198V197H77ZM138 198H140L141 199V197H138ZM148 198V197H147ZM154 198V197H153ZM159 198V197H158ZM32 199V198H31ZM64 199V198H63ZM65 199V200H66ZM149 199H152L151 197H149ZM65 200H63V201H65ZM71 200V201H72ZM139 200V199H138ZM41 201V202H40ZM58 201H60V203L62 202L61 201V199L60 200H58ZM68 201H70V200H68ZM67 201V204L68 203H70V202H68ZM79 201H77V202H79ZM163 201V200H162ZM76 202V201H75ZM134 202H135V200H134ZM138 202V201H137ZM142 202V204L140 205V203ZM54 203V202H53ZM56 204V203H55ZM64 204V203H63ZM62 204V205H63ZM136 204V203H135ZM134 204V205H135ZM168 205H169V203H167ZM170 204V205H171ZM176 204V203H175ZM58 205H59V203H58ZM65 205H66V203H65ZM159 205H160V207H159ZM167 205V206H168ZM138 206H140V207H138ZM164 207H165V204L163 205ZM178 206V205H177ZM177 206H175V208L177 207ZM138 207V208H137ZM137 207H135L136 208V210L133 212V213H135L133 216H134V219L132 220V218H131V220H130V216H129V221H131V224L134 222V224L135 223H138V222H140V221H142V220H144V218L146 217V213H148V212H154V210H158V208H159V210L161 211L162 209L164 210L165 208L164 207H162V202L161 201H159V202H155V199L153 200H148V199H145L144 201H142V199H141V201L139 202V205H137ZM177 208H179V207H177ZM188 208V207H187ZM56 209H57V207H56ZM181 210H182V208H180ZM190 209H192V208H189V210ZM58 210V209H57ZM68 210V209H67ZM101 210V213L99 214V215H97L96 214V212H98V211H100ZM123 210V211H124ZM195 210V209H194ZM54 211H56V210H54ZM122 211V212H123ZM133 211V210H132ZM131 211V212H132ZM184 211V210H183ZM51 212H53V210L51 211ZM76 212V213H77ZM130 212V213H131ZM157 212V211H156ZM164 212V211H163ZM162 212V213H163ZM175 212V211H174ZM68 213V212H67ZM162 213H160V214H162ZM183 213H186L185 211L183 212ZM64 214H65V212H64ZM96 214V215H95ZM129 214V213H128ZM150 214V213H149ZM149 214H147V217H149L150 215ZM152 214V213H151ZM164 214V213H163ZM181 214V213H180ZM179 214V215H180ZM61 215V214H60ZM130 215V214H129ZM165 215V214H164ZM95 216H97V217H95ZM133 216H131V217H133ZM163 216V215H162ZM168 216V215H167ZM186 216V215H185ZM121 218H122V215L120 216ZM124 217V216H123ZM153 217H154V214H153ZM155 217H156V215H155ZM159 218H160V216H159ZM128 219V218H127ZM158 219V218H157ZM41 220V219H40ZM70 220H71V218H70ZM120 220H122V219H120ZM129 221H127V222H129ZM151 221V220H150ZM157 221V220H156ZM155 221V222H156ZM154 222V221H153ZM154 222V223H155ZM144 223V222H143ZM157 223V222H156ZM170 223V222H169ZM76 225H79V226H76ZM137 224H135V226H136ZM140 225V224H139ZM138 225V226H139ZM150 225V224H149ZM48 226H51V228L49 229V230H47V228H48ZM125 227V226H124ZM123 227V228H124ZM129 227H131V225L129 224ZM134 226H132V228H133ZM145 228H146V226H144ZM256 228H257V226H255ZM255 227H253L254 228V230L256 229ZM263 227V226H262ZM46 228V229H45ZM73 228V227H72ZM122 228V227H121ZM131 228V229H132ZM140 228V227H139ZM150 228H151V225H150ZM253 228H251V229H253ZM71 229V228H70ZM74 229H76V228H74ZM76 229V230H77ZM79 229V230H80ZM119 229V228H118ZM90 230H88V231H90ZM140 230H143V229H140ZM149 230V229H148ZM151 230V229H150ZM258 230V229H257ZM72 231H73V229H72ZM87 231V230H86ZM93 231L91 232V234L93 235ZM120 231V230H119ZM136 231V230H135ZM55 232H53L52 233V235H50V236H53L54 234H55ZM63 232V231H62ZM121 232V231H120ZM137 232V231H136ZM139 232V231H138ZM69 233V232H68ZM70 233H72V232H70ZM70 233H69V235H70ZM85 233V232H84ZM119 233V232H118ZM117 233V234H118ZM91 234H89V235H91ZM110 234V233H109ZM122 234V233H121ZM59 235V234H58ZM86 235V234H85ZM96 235V236H97ZM116 235V234H115ZM143 235H145V234H143ZM57 236V235H56ZM79 236V235H78ZM113 236V235H112ZM134 236V235H133ZM60 237V236H59ZM117 236H115V238H116ZM129 237V236H128ZM94 238V237H93ZM54 239V238H53ZM60 239V238H59ZM108 239V238H107ZM52 240V239H51ZM68 240H69V238H68ZM67 240V241H68ZM70 240H72V239H70ZM78 240V241H77ZM76 241H77V243H76V241H75V243H76V245L74 246L73 244H72V246H74V247H69V245L71 244H69L68 245V247L67 248H69V249H66V247H65V250L62 252V255L61 256H59L60 255V253L58 254V256H57V258L56 259H58V258H60V259H58V260H60V261H62L63 263L62 264H77V262L79 261V259H81L80 257H82L83 258V254H85L86 253V251L88 250V248H89V246H90V244H92V240H90V237L89 236H82V238L80 237V238H78ZM111 240H113V238H111ZM115 240V239H114ZM56 241V240H55ZM54 241V245H55V242ZM149 241V240H148ZM151 241V240H150ZM152 241H154L153 239H152ZM91 242V243H90ZM108 243V242H107ZM113 243H114V241H113ZM57 244H59L58 242H57ZM95 244V243H94ZM104 244V243H103ZM102 244V245H103ZM111 244V243H110ZM122 244V243H121ZM97 245V244H96ZM101 245V244H100ZM105 245V244H104ZM107 245V244H106ZM151 245V244H150ZM108 247V246H107ZM106 247V248H107ZM117 247V246H116ZM123 247H125V246H123ZM114 248V247H113ZM158 248V247H157ZM123 249V248H122ZM128 249V248H127ZM102 250V249H101ZM133 251H135V250H133ZM60 252V251H59ZM89 252V251H88ZM140 252H143V251H140ZM145 252V251H144ZM112 253V252H111ZM136 253V252H135ZM100 254V255H99ZM132 255H133V253H131ZM138 254V253H137ZM149 254H151V253H149ZM98 255V256H97ZM95 257H94V260H90V259H87L88 260V262H89V260H90V262L89 263H87V264H107V262L109 261V260H112V262H114L115 260H113V259H115L114 257H112V259L110 258L109 260H108V258H106V257H103L102 255H101V253L99 252L98 254H97ZM104 255V254H103ZM112 255H113V253H112ZM112 255H110V256H112ZM118 255H120V254H118ZM126 255V254H125ZM124 255V256H125ZM141 255V253L140 254H138V258H139V256ZM143 255V254H142ZM141 255V256H142ZM84 256H86V254L84 255ZM106 256H107V253H106ZM109 256V257H110ZM121 256V255H120ZM118 257L117 256V258H121V257ZM137 256V255H136ZM157 255L155 254V257H156ZM55 257V258H54ZM88 257V256H87ZM126 257H129V256H126ZM132 257V256H131ZM133 257H135V254L133 255ZM147 257L148 256H146V258L145 259H147ZM152 257V256H151ZM86 258V257H85ZM116 258V259H117ZM141 258V257H140ZM129 259V258H128ZM143 259H144V256H143ZM144 259V262L146 261ZM150 259V258H149ZM148 259V260H149ZM152 259V258H151ZM159 259V258H158ZM157 259V260H158ZM123 260L124 259H117L116 261L117 262H114V263H116V264H124L123 263ZM128 261V260H127ZM126 261V262H127ZM131 261V263L130 264H139L140 262H142V264H143V261L141 260H137V257H135V259L134 260H132L131 258L129 259V261H128V263H126V264H129V262ZM83 262H84V260H83ZM111 262V263H112ZM61 263V262H60ZM79 263V262H78ZM83 264H85V263H83ZM108 264H109V262H108Z\"/></svg>",
	"mask_w": 264,
	"mask_h": 264
}]
</instances>
